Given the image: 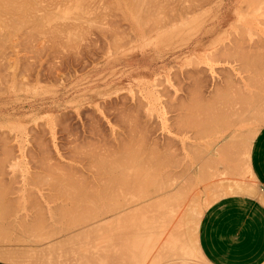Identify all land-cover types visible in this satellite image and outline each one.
I'll return each mask as SVG.
<instances>
[{
	"label": "bare ground",
	"instance_id": "obj_1",
	"mask_svg": "<svg viewBox=\"0 0 264 264\" xmlns=\"http://www.w3.org/2000/svg\"><path fill=\"white\" fill-rule=\"evenodd\" d=\"M4 1V2H3ZM47 2L48 0H42L40 3H43V2ZM52 1V0H51ZM55 1V0H54ZM54 1H52V2H54ZM62 1V0H58V5L60 6V7H65L64 5L65 4H68L67 2H69L68 0H63V1H65L64 3H63V1H62V3H60V2ZM73 1V3H70L69 4V9H70V5H74V8L76 7V8H79V10H77V11H75V12H80L81 10V8L79 7V5H77V4H81L80 2L79 3H77L76 5L74 4V3H76V2H78V0L76 1V0H72ZM81 2H82V0H80ZM86 1H89V0H85L84 1V3H87ZM99 1V0H98ZM97 1V2H98ZM109 1V0H108ZM116 1V0H115ZM124 1V3H125V5H126V2H127V4H129L130 3V5H126L128 8H131V13H134V14H132V18L130 17V20L131 19H133V16H134V20H135V16L137 17L136 18V21H134V23H133V20L132 21H128V23L125 21L126 19H124L123 17V19L121 18V21H119V19L118 18H120L122 15H118L117 17H116V15L118 14V11L116 10V12H117V14L115 15V14H113V17H116L117 19H118V21H115V22H113L114 21V19H112L113 21H111V19L109 20V18H106V19H108V22H106V23H108L106 26H108V27H105L106 28V30L107 31H109V30H111L110 31V33L108 34V32L106 31H104V33H102L103 32V30L105 29L103 26H105V24L103 25L102 24V22L104 21H107L103 16H106V15H99L101 18H104L105 20H103L102 22L100 21V23H101V27L99 28L98 27V25L99 24H95L96 26H92V24H91V22L89 23V24H87V25H90L91 24V26L94 28V27H96V29L97 28H99L100 29V31H102L101 33L99 32V30H95V28L93 29L92 27V29H93V31H96V33L98 32L100 35H101V38L102 37H104L102 40H104L103 42L105 43V45H107L106 47H103L104 46V44H103V42H102V44H103V46H102V44H101V46H99V47H101L100 49H102V48H104V49H102L101 51H99V53H97V54H95V53H92V52H97V50L96 49H98L99 47L98 46H95V43H91V45H89L88 46V48H90V50H96V51H92V52H89V50H87L88 48H86L87 46V42H89V40H90V38H89V40L88 39H85V38H88V36H86V35H89L91 32H92V30H91V32H90V30L88 31L87 29H82L81 28V31L80 32H82L83 30H87V33H85L84 32V34H86L85 35V38H83V36H78L80 33H76V35H72V33L75 31L74 30V28H78V26L79 25H81V24H79V20H76L77 22L76 23H73V17L71 18L72 20L71 21H68V23L70 24H72V25H74V24H76L75 26H72V27H74V28H72L71 26H69L68 25V23H67V19H66V21H65V24L67 23V25H64V22H62V20L64 21V18H63V16H61L62 14H60L59 12H61V11H59V10H57V13H59L58 15H60L61 17H62V19H60L61 17L59 16V18L57 17V13H56V9L57 8H60L56 3L53 5V7H54V9H52L53 7H52V2H50V0H49V2L48 3H52V4H50L51 6H49V4H45L44 3V5L42 4V7H40V6H35L34 5V3H36V5H40V3L38 2V0H0V8H2V9H0V14L2 13V14H4L3 16L5 17V12H6V18H8L7 19V21H9L10 20V23H8L7 21H6V19L4 18L3 19V16L2 15H0V16H2L1 17V21L2 20H5V22L8 24V25H10L11 27H12V25H14L15 26V22H16V20L15 19H18V20H21L22 21V25H24V26H29L30 28H26V30L28 29V31H30L29 29H31L32 28V32L31 33H33V35L35 36V35H37L36 33L38 32V34L40 33L41 34V36H35L34 37V40L36 41H34L33 40V36H30L29 38H31L33 41L32 42H34V43H38V40H41L42 42H43V40L40 38V37H43V36H45V35H49V31H51L50 32V34L52 35L53 34V36H50L49 35V38L46 36V37H44V39H45V44L46 43H49L51 40V38L53 39V38H56L54 41L55 42H50V44H46L47 45V48H48V45H49V48H48V50H51V51H48V52H50V53H48L47 51H46V53H48L49 55H53V56H56V57H53V61H52V58H51V60H48V62H47V60L46 59H50V57L48 58V56H46L47 54H45L44 53V46H46V45H41V46H43L42 48H43V50H41L42 48H36L37 49V51H38V53H35L34 52V49L33 48H30V52H25L26 50H24V54L25 53H28V54H31V52L32 53H35V54H38V56H39V54H41L42 55V51H43V53L45 54L44 56H46V58L45 57H43V55H42V57L44 58V60H46L45 62H47V63H49L48 65H47V63H44V67L46 68V70H47V68H48V71L49 72H52L51 71V69L55 66V65H52L53 63H54V61L55 60H58V59H55V58H57V56H60L59 54H61L64 50V45H65V47L67 48V42H66V39L68 40V42H69V40L71 39V38H73V37H81V38H79L80 39V41H86V40H88V41H86V42H84L83 41V44L84 45H82V42L80 43L79 42V39H78V37H77V39H76V37H75V40L76 41H78L82 46H86L85 47V50L86 51H84V52H86V54H88V55H86L87 56V59L88 60H91V59H89V58H91L92 56L90 55V53L91 54H93V56L95 55H97V57L98 58H96V57H92V60L91 61H86V63H89L90 62V64H89V66H88V64H87V66H88V69L87 70H84L83 72H81L80 74H75L74 72H70V75H71V73H74V74H72V76H69V78H68V76L67 75H65L66 76V79H65V76L64 77H61V80L59 81L60 83H59V85H57V87H56V89L54 90V92L52 93L53 94V96L55 97V98H51V97H53V96H51V97H46V95H45V92L42 90V89H39V83H40V80H43L44 81V79H40V78H44V76H43V74H45V73H43L44 72V70H43V74H40V72L38 71L39 69V67L36 69V67H35V69H36V72H33V70L34 69H32L33 67H30V70H29V66L31 65V61L32 60H35V57H38V56H35V54H31V55H27L26 54V56H31V57H33V58H28L27 57V59H30V62H24V65H25V63H27V65H29L28 66V70L27 71H29V72H26V70L24 71V72H21L22 70H23V68H16V70H17V72L15 71V73H17V74H14L13 72L14 71H12V73L14 74V75H16V76H14L15 78L13 79L12 78V76H11V78L13 79V81H12V83H16V81H18V77L20 76L19 74H21L22 73V76L23 75H25V72H26V75H27V73L28 74H30V72L32 71L33 73H31L30 75H27V77H25V79L24 80H27V78H29V76H30V79H32L31 78V76L33 77V74H34V79H33V83H35V85H37L36 86V88L34 89V91H33V93H32V95H30L31 96V98L30 99H28L27 97H25V96H23V98H26L27 100H25V101H27V102H32V103H34V102H36L37 100H40L42 103L44 102V104L46 105L45 106V108L43 109V110H49L51 113H53V114H55L56 116H54L55 118L56 117H58L59 119H60V117L62 118V117H65L67 114H68V112H70L71 110H73V108H75V110H76V113L77 114H80V113H78L79 111L78 110H81V106H82V109L84 108L83 107V105H85V107H86V105H89V106H91L92 108H93V110H94V108L98 111V106H99V103L101 102V100L102 101H111L112 99H111V96L112 95H116V97H119V95L120 94H122V93H120V94H118L119 93V91H121V89H123L122 88V85L125 83V82H128V83H130L131 81H132V78L135 76V75H142V76H144V78H148V77H157V76H159V75H161V74H164V75H166L165 73H167L164 69H167V68H169V66H172L173 64H175V63H177V62H179V61H181V59H183L184 57H188V56H192V55H196V54H199V55H201V56H205V55H214V56H218V57H222V58H224V61L222 62V63H220L219 65H222L221 66V70H219V71H217V73H216V71H215V75H213V73H211L212 72V70H210L208 73L210 74V83L207 81V78L205 79V74L207 73V72H205V71H203V70H201V69H195V70H192V71H185V72H181V74L183 75V80H182V84L184 85L185 83V85L184 86H181L180 84V87L175 91V102L177 103H174V95H172L173 96V98H172V103H170V105H169V102H168V104L167 105H169V109L170 110H172V107H174L175 105H177V107L179 106V108H176V107H174V109L176 110H174L173 109V111H175V113L173 112H171L169 109H168V111L169 112H171L172 113V115L173 116H171V117H173V119L174 120H180V119H182L183 121H184V118H186L187 119V117L189 116H191L190 118L193 120V119H196L194 122H195V124L194 125H191V126H195V127H197V129H195V131H194V133H193V131H191V133L188 135V132H190V130L192 129V127H191V129H186L188 132H186L185 131V133H187V135L188 136H190V138H191V142H192V140L193 139H196V133H197V138H199V139H197V140H200L201 138L203 139V140H201V141H198L197 142V144L198 145H200L199 147H201V148H199V147H195V143H196V141L193 143H187L188 141L186 140V139H188L187 137L188 136H185L184 134V138H186L185 140H186V142L184 143V141L182 142V140L180 141V139H179V141L181 142H179V141H176V142H178V143H180L179 144V146H176L175 144H176V142H175V140H173L172 138L171 139H169V137H168V139H167V141L168 142H166V141H164V143H163V141L161 142V139H159L160 137V135H154V130H156V129H153V128H156V127H152L151 126V124H152V122L151 121H148V122H151V124H145L146 122H147V120H146V122L145 121H143L142 119H140V116H133L132 115V113H133V109H131V110H133L132 111V113H130L129 111H127L125 108H128V107H124L123 106V103L122 102H120V104L122 103V106H121V108L123 109V111H120V109L117 111V114H115L116 116H117V118H118V120H119V122H120V124H122L121 126H122V128H121V131L124 129L125 130V132H124V134H123V132H121L122 133V135H124L125 136V134H127V136L129 135V138L127 137V136H125V138H122L123 139V141L126 139V137H127V139L125 140V142H121L120 144L119 143H117V142H120V141H117L116 142V144H114L115 143V141L114 140H116V138H118V136H119V138H120V136H122L121 134H120V132H117V134H113V136L114 135H118L115 139L114 138H112V140H107L108 139V137H106L105 139H104V135H100V136H102V138L100 137V136H98L99 137V139H100V141L101 140H105V142H106V140H107V142L109 143V146H108V143L106 142V144L107 145H101V144H104V143H102V142H100L99 144L102 146V148H103V150H105V152H106V150L107 151H110L109 153H108V155L110 156V154H111V151L113 152L112 154H113V156L110 158L109 157V159H108V157H106V156H108L107 154H106V156H105V154H103L102 155V148L100 149V145L99 144H95V143H97L99 140L97 139V141H96V139H93V140H95L94 141V145H92L93 144V140L91 141V145L92 146H90V144H89V142H86V141H84V139L82 140V139H77L78 138V136L77 135H75V136H77L76 137V139L78 140L77 142H80V141H84V145H83V143H82V145L83 146H74V142H76V140L74 141L72 138L71 139H68L67 138V140H69V142L71 143L72 141H74V142H72L73 143V146H72V148H70L71 146H68L71 150H73V153H71L70 155L72 156V159L74 160V158H77V157H79V160H81V158H83L82 160L84 161V160H86V161H84L85 163L84 164H86L85 165V168H86V166H87V169H88V171H87V173L90 171V170H92V168H94V167H92V166H90V167H88V165H90L91 163V165H93V163L95 164V163H99L100 165H96V166H101V168L103 169V171L101 170V168L99 167V169H100V171H102V172H104L103 173V175L105 176V178H103L102 177V180H100L99 182H97L96 180L97 179H95L94 180V176H95V178H98L97 176H96V174H95V172H93L95 169H97L96 168V166H95V168H94V170L93 171H91L90 172V176H92V180L93 181H95V183H97V185H98V183H99V188L97 187V185L95 184V183H93L92 184V182H90L89 183V181L91 180H88L87 179V177L86 176H88V174H86V172L84 173H80V172H82V171H79L80 169H76V171L78 172V174L80 173V174H82V176H84V180L82 179V176H81V184H82V182L84 183V182H86L87 180H88V182H87V184H88V186H89V184L90 185H94V186H90L91 187V190H89V188L90 187H88V189H86L87 187L85 186V185H81V187L80 186H76L75 184L77 183L76 181H74L75 179H79V177H77L76 178V174H77V172L74 170V172L76 173H74L73 172V175H75V178H74V176H72V173L70 172V169L71 168H68L69 169V171H67L66 170V173L69 175H67V174H65V176L67 175V177H69V179H67V183H66V179L65 178H67V177H65V178H63L62 177V172L61 171H59L61 168H59V166H57L58 164H59V162H60V160H59V162H56L55 163V161H56V159L54 160V165L55 166H53V161H52V166L53 167H56L55 169L50 165L51 163H50V160H49V163H47V161H46V164L44 163L45 162V160H48V158H45L47 155H49L48 153L47 154H45L46 153V151L48 150L49 151V147L48 148H46V143H44L45 142V140L43 141V139H41V136L39 137V135H40V133H39V135L36 133V132H34V133H36V138L35 137H33V139L32 140H34V138H35V140H34V142H32L34 145V147L36 148V151L35 152H39L38 154L40 155L39 157H37V156H35V158L34 159H36V158H38L39 160L43 157V158H45V159H43L42 158V161L40 160H38L39 161V164H41L39 167L41 168L40 170L42 171V169L43 168H45V170L44 171H42V172H40L39 174H41L42 173V175L44 174V173H50V174H52V173H54V174H56L57 176H58V172H61V173H59V175H60V177L58 176H53V174H52V177L54 178V177H56V178H60V180H63L65 183H61L59 180H57L56 178L53 180V178L50 176L49 177V175L46 173V178L44 177V175L42 176L41 175V178H40V175L39 174H37V175H39L38 177H36V173H34L35 171L38 173V171H37V166L39 165V164H37L36 163V161H35V163L33 164L34 166H36L35 168H34V172H33V175L32 176H34L33 178L35 179V177L36 178H39V179H35V180H33V182H35V181H37L36 183L38 184L39 182L38 181H44V182H46V179L48 180V182L50 183L51 182V180H53V181H55V182H53V183H56V180H57V184H55L56 186H54L53 187V185H52V187L51 188H57L58 186L62 189V187H65V186H63V185H66V187L68 186L69 187V189H70V187H73V186H76L75 188H74V190L76 189L77 191H78V189H80V188H82L81 189V193H80V191L78 192V193H80V194H78L77 193V191H75L74 192V190L72 191L71 190V192H74V193H76L74 196H76L77 194V196H76V198H75V200H73L74 202H72L73 204H71V202H70V206H71V208L69 207V205L67 206L66 204L67 203H69V202H67L65 205L67 206V207H69V208H67V207H65V205H64V201L65 200H72L71 199V196H72V198L74 197L73 195H70L71 193H70V190L69 191H66L67 190V188H66V190H60V191H62L63 193H64V195H67L68 193L67 192H69V194L67 195L68 196V199L66 198V199H63V196H61V198L64 200L63 202L62 201H60L61 203H63V204H60V202H59V206L58 207H54V205H53V207L51 206H49V205H52V203L50 204V199H48L49 200V205L47 206V204H46V202H44V204L42 203V205H36L35 204V208L32 206V204L34 203V198H36V197H38V195H39V193H38V195H36L37 193H31V198H30V194L28 195L29 196V198L30 199H33V201H31L30 199V202H31V205H30V202L28 203L29 205L28 206H32L33 207V212H34V209L36 210V208H37V211L35 212V214H39L40 216L38 217V214H37V217H38V219L41 217L43 220H44V218H49V216H50V220L52 221V218L54 219V218H56V217H58V215H61V216H59L58 218L60 219L61 217V219L59 220V219H54L55 220V222H56V220H57V222H56V226H55V228H54V226H53V224L51 225V222H49V219H46V220H44L45 221V223H47L48 224V226H44V221H42L41 220V218L39 219L40 221L39 222H36L35 220H38L37 219V217H36V215H35V220H33L34 219V217H33V221L32 220H29V218H31L32 216L30 215V217H29V215H28V217H26V216H23V214L25 213H23L22 215H21V213L20 212H23L22 210L19 212V210L23 207H21V205H20V203L21 202H19V200H20V198H19V200L18 199H15V197H5V199L7 198V199H11L10 201L9 200H7V201H9V202H7V201H4V196H7V195H9V193L8 192H10V190H9V188H7L6 189V185L4 184V181L3 180H5V179H3L2 180V178L4 177V175H5V177H6V172H5V170H7L8 168V164L6 163V162H8L4 157V159L6 160H4V163H6L5 165L7 166H5L7 169H2V170H4V172H2V174H3V177L0 175V189H2L3 188V186H5L4 188L6 189H4L3 188V190H0L1 192H0V219L2 220H0V258H1V260L3 259V260H6V261H9V262H11V264L12 263H14V264H17V263H22L23 264V262L25 263V264H28V262H27V260H29L28 258H30V257H33V256H35V257H33L32 259L34 260H32L31 258H30V262H31V264H33L35 261V263L36 264H39V263H41V262H43L44 261V264H45V262H46V264H127V263H125V261L126 262H128L129 264H140V262H141V264L145 261V260H143V259H146V258H148V259H150V263L149 264H158V263H160V262H162L163 260H165V259H167V258H184L186 261L187 260H193V261H198L199 262V260H201V258H200V254H199V252H198V248H197V245H196V242H195V238H194V244H195V249H192L190 246H189V244H188V242H187V240L185 241L182 237H183V235L184 234H182V236H179L181 233H179V235L177 234V232H179L178 230H176V228H174V227H172V226H170V227H168V229L167 230H169V228H174L173 229V231L169 234L168 233V235L165 237V239H164V241H162L161 240V238L159 237V236H155V235H159V234H161V233H163L164 231V228H161L162 227V223H163V221L165 220V219H167L168 217L167 216H165V214H166V212H165V209H168V208H166L167 207V205L168 204H170V207H171V210H172V206L173 205H175V206H178V205H180L181 203L179 202V204L178 205H176L175 204V202H174V204H172V202L175 200V198H176V200L178 199V198H180V197H177L178 196V193L179 192H181L182 190H183V188L182 189H180V187H181V185L178 187V185H174V184H170V183H172V179L171 178H175L176 177V175L179 173H176L175 174V172H177L176 171V169H178L179 168V170H180V167H181V164H182V162H181V160H183V157H184V155L186 154V156H187V152H188V156L187 157H190V155H191V160L192 159H195V161L196 162H198V161H202V164L201 165H197V166H199V167H201V168H199V167H197V168H199V169H201V171L202 170H212L213 171V169L215 168V167H217L216 165L218 164V161H219V156H217V159H216V161L217 162H215L214 164H216V165H214L213 166V161L212 160H214V157L212 158V156H210L209 154V152H207V157H206V153H204L205 152V148H206V146H207V148L208 147H210L209 145L211 144L212 146H213V144H215V143H213V141L215 142V141H219L218 139H216L217 137L216 136H213V137H215V140H214V138H212L211 136L212 135H214V134H212L211 135V133H214V132H218V131H221V133H222V131L225 129H227V128H229V127H232V129H233V126L235 127L236 125H238V124H240V122H242L243 120H245V121H243L244 123L246 122V120H247V118H250V116L252 115V114H250V113H252V112H254L253 113V115H252V117L254 118V122H261V121H263L264 120V94H263V92H264V90L261 88V87H263L264 88V41H263V37L261 38V37H258V38H256V36H255V34L257 33H255V31L252 29V31H254L253 33L251 32V30H248V29H246V28H243L242 26H247V27H252V28H262V30L264 29V0H171V3H170V1H168V0H161V2H158L157 0H146V1H142L141 0V2H138L137 0V3H135V0H133V2H132V0H131V2L129 1V0H127L126 2H125V0H123ZM140 1V0H139ZM239 1V2H238ZM1 2H2V4H1ZM70 2H71V0H70ZM94 1L92 0V2L90 1L89 3H93ZM101 2H102V0H101ZM104 2H105V4H106V2H107V0H104ZM143 2H144V4H143ZM173 2V3H172ZM239 4H238V3ZM108 3V2H107ZM133 3H135V4H137V6H138V4L140 3V4H143L142 6L139 4V6H141V7H137V6H135L134 5V8L132 7V5H133ZM236 3H237V6H238V8L234 11L233 9H234V6L236 5ZM62 4V5H61ZM64 4V5H63ZM100 4V3H99ZM102 4V3H101ZM104 4V5H105ZM57 5V6H56ZM82 5H83V3L80 5L81 7H82ZM85 5V4H84ZM87 6H89L90 4H86ZM96 5V4H95ZM94 5V6H95ZM98 5V4H97ZM103 4H102V6H104ZM108 4H106L105 6H107ZM110 6H111V8H112V6H114L115 7V5L113 4V5H111V3L109 4ZM108 5V6H109ZM68 5H66V7H67ZM93 6V7H94ZM108 6H107V9H108ZM109 6V7H110ZM130 6V7H129ZM208 6H210L208 9H205V7L207 8ZM5 9H4V8ZM40 7V9L39 10H35V8L37 9V8H39ZM49 7V8H48ZM63 7L62 8H60L61 10L63 9ZM72 7V6H71ZM85 7V6H84ZM98 7H100L99 5L96 7V8H98ZM127 7H125V9H124V11L127 9ZM67 8V12H69V9ZM86 9H88V7H85ZM92 7L90 6V8H89V10L91 9ZM111 8H109V9H111ZM50 9H52L51 11H52V14H55L56 13V17L58 18L57 19V21L60 19L61 21H58L60 24L61 23H63L62 24V26H57L58 25V22L57 21H55V23H57L56 25H54L52 22H54V20L56 19V17L55 16H53L52 14H51V11H50ZM66 9V8H65ZM71 9H73V8H71ZM70 9V10H71ZM82 9H83V7H82ZM100 9V8H99ZM102 9V8H101ZM113 9V8H112ZM119 9V8H118ZM5 12H4V11ZM48 10H49V12H48ZM53 10H55V12L53 11ZM75 10V9H74ZM74 10L72 11V12H74ZM84 10V9H83ZM89 10H88V13H86L87 15H91L90 13H89ZM93 10V9H92ZM94 10H97V9H94ZM104 10V9H103ZM102 10V11H103ZM128 10V9H127ZM213 10H217V12H216V14H214L213 16L211 15V12L213 11ZM36 11L37 12H39V13H36ZM59 11V12H58ZM85 11H87V10H85ZM104 11H106V12H108V11H110V10H104ZM103 11V12H104ZM120 11V10H119ZM130 11V10H129ZM128 11V12H129ZM206 11V12H205ZM231 11V12H230ZM4 12V13H3ZM54 12V13H53ZM63 13H64V11H62ZM74 12V13H75ZM79 12H78V14H79ZM90 12H92V11H90ZM94 12V13H93ZM92 13V16L91 17H93L94 15H95V11H93ZM101 13V11L99 10L97 13ZM122 12V11H121ZM7 13H10V14H7ZM81 13H82V11H81ZM83 13H84V11H83ZM113 13V12H112ZM130 13V12H129ZM51 15V17H52V19H51V17H50V15ZM66 14V13H65ZM70 14H71V11H70ZM70 14H67L68 16L70 15ZM76 14V13H75ZM74 14V15H75ZM123 14H125V13H123ZM72 15V14H71ZM74 15H72V16H74ZM110 15H111V17H112V14L110 13ZM110 15H108V16H110ZM115 15V16H114ZM9 16H11L10 18L12 19H10L9 18ZM13 16V17H12ZM14 16L16 17H19V18H14ZM95 16H97V14L95 15ZM130 16H131V14H130ZM53 17H55V19L53 18ZM67 17V16H66ZM71 17V16H70ZM75 17V16H74ZM79 17V16H78ZM81 17H83V16H81ZM80 17V18H81ZM90 17V18H91ZM100 17H98V19H100L101 20V18ZM107 17V16H106ZM231 17H234V20L231 22V24L229 25L230 26V28H233L234 29V31H235V28L237 29V27L236 26H238V28L240 29V27L239 26H241L243 29H245V30H248V34H247V36L249 35L250 36V33H249V31L252 33V35L251 36H253L254 35V37L255 38H252L251 36V38L250 39H248L247 38V40H245V38L243 39V38H240V39H238L236 36L238 35V34H240V32L237 34L236 32H235V34H237L236 36H235V39H231L232 38V36H230L229 34H231L232 32V30H228L227 32H228V34L226 33V31L225 30H221L222 29V27H224L225 26V24H227V22H228V19H230ZM49 18H50V20H53V21H51L50 22V20H49ZM68 18V17H67ZM88 18V17H87ZM96 18V17H95ZM13 19L15 20L14 22H13ZM76 19H77V16H76ZM116 19V20H117ZM138 19V20H137ZM95 21H96V23H99V21L98 20H96V19H94ZM12 21V22H11ZM21 21H19V25H17L16 24V26H15V28L16 29H12V30H16L15 32L13 31V32H9L8 30L7 31H4L3 32V34L4 33H6V32H9V33H13L15 36L17 35V31H18V33L20 32V34H22V35H20V37L22 36H25L26 37V34H25V32H23L24 31V28H22L23 26L21 25V27H20V23H21ZM79 21V22H78ZM85 21V20H84ZM92 21V20H91ZM94 21V22H95ZM98 21V22H97ZM111 21V23L113 22V24H115V25H112L111 23V25L109 24V22ZM124 21L126 22V24H122V23H124ZM140 22V26H142L143 27V29L141 30V29H139V28H141V27H139V26H137V25H139L138 23H136V22ZM3 22V24L6 26V23L4 22V21H2ZM2 22H0V25L2 26ZM75 22V21H74ZM83 21H81V23H82ZM93 21H92V23H94ZM116 22L117 23H119V25H123L124 26V28H123V26H122V28L120 29V27H119V25L118 24H116ZM120 22H121V24H120ZM15 23V24H14ZM24 23V24H23ZM49 23H52V24H50L51 25V27H50V25H48ZM78 23V24H77ZM88 23V22H87ZM51 28V30H49V28L47 27V25ZM84 24V23H83ZM30 25H32V26H30ZM42 26V25H46V27L45 26H43L44 28H40V29H44L43 31L42 30H38L37 28H39L38 26ZM54 27H53V26ZM65 26V28H64V26ZM85 25H86V23H85ZM1 26H0V29H1ZM17 26H18V28L20 27L22 30H17L18 28H17ZM35 26V28H36V30H35V28H34V31H33V27ZM57 28H61V27H63V28H61L60 30H57L56 29V27ZM66 26H69V27H66ZM111 26H113V28H110L109 30H108V28L109 27H111ZM117 27V29H118V27H119V29L118 30H115L114 31V33H115V35L113 34V37H112V39H111V41L109 42L108 41V39H105V37H106V35H105V33H107L108 35H111L112 33H113V31L112 30H114V28L115 27ZM126 26H128L127 27V29H126ZM11 27H6V28H10L11 29ZM52 27L54 28V30L52 29ZM70 27L73 29V32L71 33V35H72V37L70 38V34L68 33V31L70 32ZM81 27H83L82 25H81ZM88 27V26H87ZM235 27V28H234ZM2 28H3V26H2ZM68 30H67V29ZM79 28H80V26H79ZM85 28H86V26H85ZM5 29V28H4ZM46 29H48L49 31L47 32V30ZM64 29L65 30H67V33H66V31H64ZM88 29H90V27L88 28ZM116 29V28H115ZM126 29V30H125ZM6 30V29H5ZM12 30H10V31H12ZM62 30V31H61ZM77 30V31H78ZM242 30V29H241ZM260 30V29H259ZM3 31V30H2ZM37 31V32H36ZM57 31V32H56ZM76 31V32H77ZM78 31V32H79ZM233 31V32H234ZM243 31V30H242ZM42 32H46V33H42ZM56 32V33H55ZM62 32H64L65 33V36H66V38L64 39V33H62ZM90 32V33H89ZM112 32V33H111ZM231 32V33H230ZM244 32V31H243ZM242 32V33H243ZM262 31H260V33H261ZM26 33H28L27 34V36H29V35H32V34H30V32H26ZM57 35L58 33V36L56 37V35ZM60 33H62V34H60ZM97 33V34H98ZM215 33H217L216 35V38H212L211 39V36L213 35V34H215ZM242 33L240 34V35H242ZM246 33V32H245ZM2 34V37H5V35H3ZM23 34H25V35H23ZM43 34H45V35H43ZM69 36V38H67L68 36ZM74 34H75V32H74ZM78 34V35H77ZM92 34V33H91ZM90 34V35H91ZM103 34L105 35V36H103ZM234 34V33H233ZM234 34V35H235ZM262 34V33H261ZM1 35V34H0ZM9 34H7V36H6V40L8 41L9 39H7V37H9L8 36ZM14 35L12 36V37H10V39H11V41H13V37H14ZM60 35H62V36H64L63 38H62V36L60 37ZM89 35V36H90ZM100 35H98L99 37H100ZM107 35V36H108ZM231 37V38H229V36ZM232 35V34H231ZM244 35V34H243ZM242 35V36H243ZM19 36V34L17 35V39L19 38V39H21L20 37H18ZM214 36V35H213ZM244 36H246V34L244 35ZM246 36V37H247ZM260 36V35H259ZM40 38V39H37V38ZM59 37V38H58ZM110 37V36H109ZM109 37H107V38H109ZM124 37H125V40H124ZM49 39V41H48V39ZM83 38V39H82ZM5 39V38H4ZM4 39H2L1 40V36H0V40L1 41H4ZM26 40H28V42H25V41H23L22 42V45L23 44H25L26 45V43L28 44L27 46L28 47H30V45H29V42H31V39H28L27 37L25 38ZM47 39V40H46ZM60 39H63L62 41L60 40ZM110 39V38H109ZM21 40H24V39H21ZM30 40V41H29ZM65 40V41H64ZM91 40H94V39H91ZM6 41V42H7ZM59 42V41H61V45L59 46L60 48H63L62 49V51L59 49V51H61V52H59L57 49V46H55L56 44H54V43H56V42ZM72 41H74V39H72ZM71 40H70V44H68V48L70 47L71 49H72V46H74L73 45V43H75V46H74V48H76V45L77 46H79L80 47V49H79V51H78V54H80V56H82L81 54V50H82V52H83V48L84 47H82L81 48V46L80 45H78L79 43L77 42L76 43V41H74L73 43H71L72 42ZM94 41H96V40H94ZM94 41H92V42H94ZM108 41V42H107ZM5 42V41H4ZM3 42V43H4ZM16 42V41H15ZM30 43L31 45L33 44V43ZM42 42H40V43H42ZM57 42V43H58ZM66 42V44H64ZM98 42V41H97ZM44 43V42H43ZM58 43V44H59ZM63 43V44H62ZM5 44H7V43H5ZM11 45H13L12 43H10ZM51 44H53L52 46H51ZM57 44V45H58ZM89 44H90V42H89ZM16 45H18L17 43H16ZM95 47H94V46ZM97 45V44H96ZM14 46H15V44H14ZM19 46V45H18ZM20 46H21V44H20ZM53 46H55L54 48H55V51L57 50L58 52L57 53H59V54H57L55 51V53L53 52V48H51V47H53ZM63 46V47H62ZM93 48H96V49H93ZM0 47H2L1 46V44H0ZM32 47V46H31ZM78 47V48H79ZM147 47V48H146ZM7 48V47H6ZM5 48V49H6ZM14 48H16V46L14 47ZM14 48H11V49H13L14 50ZM67 48V49H68ZM69 48V49H70ZM70 49V50H68L70 53H71V51H72V55L70 54V56H72V58H74V60H72V58L71 57H69L70 59H71V61H75V62H71L70 60H68L67 59V57H68V55H64V53L66 54V53H68V51L67 52H63L61 55H64L65 57H66V59L68 60V61H70L71 63H75V64H77L78 62L81 64L82 62L80 61V60H78L79 59V55L77 54V50L76 49ZM77 48V49H78ZM92 48V49H91ZM5 49H3L5 52H6V50ZM8 49V48H7ZM33 49V50H32ZM35 49V50H36ZM40 49V50H39ZM53 49V50H52ZM100 49H98V50H100ZM16 50L18 51V47L16 48ZM15 50V51H16ZM47 50V49H46ZM74 50H76L75 51V54H73L74 53ZM147 50H149V51H147ZM11 52H12V50H10ZM20 51V50H19ZM36 51V52H37ZM40 51V52H39ZM66 51V50H65ZM3 52V51H2ZM21 52V51H20ZM100 52H101V55H100ZM4 53V52H3ZM3 53H1L0 52V54L1 55H3V56H0V58L1 57H4V54ZM17 52H15V54H16ZM52 53H54V54H52ZM138 53H140L138 56L140 57V59L139 60H141V62L143 63V64H145L146 66L148 65V66H151L152 64H156L157 63V60H159V63H161V65H159V66H154V67H157V68H155V69H153V70H150V69H145V68H143V69H134V70H130L129 72H127L128 74H126L123 70H121V68H120V65H122V64H127V66H130L131 67V65L132 64H130V62L131 61H133V60H136V59H134V56H136V54H138ZM5 54H10L9 55V57L11 56V54H12V56H16V55H14V52L13 53H5ZM21 55V57H22V61L23 60H25V58L23 59V54H22V52L20 53ZM57 54V55H56ZM84 54V53H83ZM177 54V55H176ZM17 55L19 56V54L17 53ZM34 55V56H33ZM41 55L38 57V61L39 60H41L40 58H41ZM77 55V58L78 59H76V57L75 56ZM99 55V56H98ZM20 56L18 57L19 59H15L14 57L12 58L11 57V60L13 61V59H15V60H17V62L19 61V60H21V58H20ZM25 55H24V57H26ZM74 56V57H73ZM79 56V57H78ZM88 56H89V58H88ZM9 57H7L6 59H2V60H4V62L5 61H7V59L9 58ZM85 57V56H84ZM62 58L63 57H61V60L59 59L58 61V66H60L63 62L62 61H64V60H62ZM81 58V57H80ZM193 58H194V56H193ZM26 59V60H27ZM32 59V60H31ZM63 59H65V58H63ZM76 59V60H75ZM83 59V58H82ZM81 59V60H82ZM86 59V60H87ZM232 59H234V60H232ZM43 59L41 60V62H40V64L39 65H41V67L40 68H42L43 69V62L42 61H44ZM67 60H65L66 62H67ZM11 61V62H12ZM38 61H32L33 62V65L35 66V64H37V63H35V62H38ZM50 61V62H49ZM51 61L53 62V63H51ZM78 61V62H77ZM230 61V62H229ZM61 62V63H60ZM69 62V63H70ZM77 62V63H76ZM84 62H85V60L83 61V63L82 64H84ZM136 62V61H135ZM195 64H196V62L195 61H193ZM1 63H2V61L0 62V65H1ZM29 63V64H28ZM35 63V64H34ZM42 63V64H41ZM51 63V64H50ZM59 63H60V65H59ZM65 63V62H64ZM68 63V62H67ZM67 63H65V64H67ZM68 63V64H69ZM86 63L84 64L85 66H86ZM173 63V64H172ZM198 63V62H197ZM200 63V62H199ZM2 64H9L8 63V61L7 62H5V63H2ZM64 64V65H65ZM136 65H137V63H135ZM142 64V65H143ZM195 64H192L191 63V65H194L195 66ZM5 65V66H6ZM14 65V62L10 65V69H7V68H9L8 66L7 67H5L4 66V68L5 69H7V70H10V72H11V70L13 69L11 66H13ZM27 65H25L26 66V68H27ZM32 65V66H33ZM38 65V64H37ZM36 65V66H37ZM51 65V66H50ZM196 65H199V64H196ZM2 66V65H1ZM47 66V67H46ZM49 66V67H48ZM53 66V67H52ZM67 66V65H66ZM81 66V65H80ZM85 66H84V68H85ZM176 66V65H175ZM188 66V65H187ZM3 67V66H2ZM17 67V66H16ZM50 67H52L51 69H50ZM57 67V66H56ZM64 67V66H63ZM76 67H78V66H76ZM81 67H83V65L81 66ZM219 67V66H218ZM12 68V69H11ZM73 68V67H72ZM175 69H176V67H174ZM182 68V67H181ZM220 68V67H219ZM21 70L20 72H18V70ZM32 69V70H31ZM42 69H40V71L42 70ZM50 69V70H49ZM61 69H62V65H61ZM68 69H69V67H68ZM70 69H71V67H70ZM78 69V68H77ZM173 68L171 67V70H172ZM54 70H55V68H54ZM53 70V71H54ZM60 70V69H59ZM66 70V69H65ZM80 70H82V68L80 69ZM128 70V69H127ZM241 70H242V72H245V71H250V72H248V73H250V76H249V78H247V75H246V77H244V76H242V77H240L242 74V72H241ZM245 70V71H244ZM173 71V70H172ZM238 71V72H237ZM7 72V71H6ZM48 72V73H49ZM78 72V71H77ZM176 72V74H178V72L177 71H175ZM174 72V73H175ZM240 72V73H239ZM12 73H10V75H12ZM47 73V74H48ZM54 73H56V71L54 72ZM58 74V73H57ZM56 74V75H57ZM67 74H69V73H67ZM238 74H241L240 76L238 75ZM244 75H245V73H243ZM1 75V74H0ZM10 75H9V77H10ZM25 75V76H26ZM40 75L42 76V77H40ZM51 75V74H50ZM49 75V76H50ZM18 76V77H17ZM51 76H53V73H52V75ZM55 76V75H54ZM209 76V75H208ZM2 77H3V79H2ZM5 76H3V75H1V77H0V80L2 81L1 83L3 84H5V85H7L6 84V82H3V81H5V79H8L7 80V83H8V81H9V77H7V78H4ZM46 77H47V75H46ZM22 78V77H21ZM48 78V77H47ZM54 78V77H53ZM57 78H58V76H57ZM57 78H56V80H54L55 82L57 81ZM62 78H64V79H62ZM68 78V79H67ZM244 78V79H243ZM11 79V80H12ZM16 79V80H15ZM20 79V78H19ZM30 79H28V81L30 80ZM46 79V78H45ZM55 79V78H54ZM52 80V79H51ZM20 81H21V79H20ZM27 81V82H28ZM53 80H52V82H54ZM22 82L23 81H21V83L20 82H17L18 84L20 83V84H22ZM26 82V83H27ZM31 81L29 82V87H31L32 86V83ZM46 82H48V80L46 81ZM184 82V83H183ZM261 82H263V83H261ZM16 83V84H17ZM32 83V84H31ZM49 83V82H48ZM259 83H261V84H259ZM23 84H24V82H23ZM23 84H22V86H23ZM258 84L261 86L262 84H263V86H259L261 89L259 90V88H258ZM1 85V84H0ZM5 85H2V86H5ZM105 85V88H103V89H99V90H96V88L97 87H99L100 88V86H104ZM187 85V86H186ZM257 85V86H256ZM14 86V85H13ZM17 88H16V87ZM14 87L16 88L15 90L17 91V89H19V87L21 88V85H19V86H17V85H15ZM33 86H34V84H33ZM247 86L249 87V86H251V87H249V88H254V90H256V88H258V90H256V91H251L250 90V92L249 91H247ZM253 86V87H252ZM1 87V86H0ZM256 87V88H255ZM2 88V87H1ZM0 88V96L1 95H4V94H7L6 95V98H8V100L12 97L13 98V94L11 93L12 92V90H9V88H8V90H3V89H1ZM33 88V87H32ZM14 90V89H13ZM21 90H25V91H27V88L25 87V84H24V87L23 88H21ZM134 90V89H133ZM262 90V91H261ZM131 91H132V89H131ZM247 91V92H246ZM259 91H261V92H259ZM251 92H255V93H253V94H255V95H253ZM125 93V92H124ZM123 93V94H124ZM262 93V94H261ZM117 94H118V96H117ZM126 94V93H125ZM15 96H17V95H15ZM59 97H61V101L60 102H57L56 100L59 98ZM113 97V96H112ZM115 97V96H114ZM113 97V98H114ZM115 97V98H116ZM125 97V98H124ZM122 96V100H123V98H124V100L126 99V96ZM17 98H19V97H17ZM51 99V100H50ZM120 99V101H122ZM117 100V99H116ZM171 100V99H170ZM169 100V101H170ZM113 101V100H112ZM108 103V102H107ZM110 103V102H109ZM108 103V104H109ZM101 104V103H100ZM104 104V103H103ZM173 104V105H172ZM190 104V105H189ZM117 105H118V103H117ZM172 105V107H170ZM186 105H188V106H186ZM119 106V105H118ZM136 106V105H135ZM190 106V107H189ZM88 107V106H87ZM120 107V106H119ZM124 107V108H123ZM188 107V108H187ZM80 108V109H79ZM89 108V107H88ZM102 108V107H101ZM115 108V107H114ZM113 108V109H114ZM130 108V107H129ZM136 108V107H135ZM138 108V107H137ZM136 108V109H137ZM190 108H191V111L190 112H187L186 110H190ZM116 109H117V107H116ZM116 109H114L115 111H116ZM252 109V110H251ZM185 110V111H184ZM249 110H251L252 112H249L248 114H246L247 115V117H245V115L243 114V113H247L246 111H249ZM127 111V112H126ZM39 112V111H38ZM72 112V111H71ZM100 112V111H99ZM119 112V113H118ZM136 112H138V111H136ZM116 113V112H115ZM131 115H130V114ZM135 113V112H134ZM244 115V117H243V115ZM250 114V115H249ZM89 115V114H88ZM91 115V114H90ZM89 115V117L88 118H91V116ZM135 115V114H134ZM137 115V114H136ZM139 115H140V113H139ZM142 115V114H141ZM249 115V116H248ZM130 116V117H129ZM131 116H133L132 118H131ZM185 116V117H184ZM187 116V117H186ZM243 117V120H242V117ZM127 117H129V120H130V118L132 119V122H130V124L132 125V123H133V125L131 126L130 124H129V122H124V120H127L128 118ZM184 117V118H183ZM189 117H188V119H189ZM195 117V118H194ZM93 118V117H92ZM125 118V119H124ZM127 118V119H126ZM144 118V117H143ZM57 119V118H56ZM55 119V120H56ZM58 119V121H56L57 122V124H59V120ZM124 119V120H123ZM185 119V120H186ZM191 119H190V122H191ZM52 120V119H51ZM93 120V119H92ZM91 120V121H92ZM96 120V119H95ZM242 120V121H241ZM252 120V119H251ZM44 121V120H43ZM54 121V120H53ZM63 121V122H62ZM62 123H65L64 121L65 120H63L62 119ZM90 121V122H91ZM94 121V120H93ZM128 121V120H127ZM173 121V120H172ZM176 121H174V123L176 122ZM188 120H186L185 122H181V121H177V122H181L182 124H185L186 122H187ZM250 120H248L247 122L248 123H250L249 122ZM39 122V121H38ZM42 122V121H41ZM40 122V123H41ZM45 122V121H44ZM43 122V123H44ZM47 122V121H46ZM194 122H191V124H193ZM243 122H242V124L241 125H244L243 124ZM54 123V122H53ZM95 123V122H94ZM126 123L127 124V126H124V124ZM171 123V122H170ZM170 123H169V125H170ZM252 123V122H251ZM56 124V123H55ZM54 124V125H55ZM92 124V123H91ZM128 124L130 125V126H128ZM168 124V123H167ZM172 124H173V122H172ZM187 125H188V123H186ZM245 124H247V123H245ZM256 124V123H255ZM258 124H260V123H258ZM262 124V123H261ZM37 125H38V123H37ZM36 125V126H37ZM42 125L43 124H40V127H42ZM86 125V124H85ZM95 125V124H94ZM93 125V126H94ZM97 125V124H96ZM151 127H149V126ZM168 125V126H169ZM251 125V124H250ZM39 126V125H38ZM88 126H90V124H88ZM88 126H86V127H88ZM92 125H91V127H93ZM118 126H119V124H118ZM178 126H179V124H178ZM256 126V125H255ZM39 127V128H40ZM85 127V126H84ZM91 127H88L87 128V130L86 131H88V133H89V130H90V128ZM120 127V126H119ZM118 127V128H119ZM177 127V126H176ZM181 127V126H180ZM247 127H249V126H247ZM247 127H245V128H247ZM252 127H254V126H252ZM35 128H38V127H35ZM35 128H34V130H35ZM66 128V127H65ZM65 128H64V130L63 131H66L65 130ZM97 127L95 126V130H98V129H96ZM98 128H99V126H98ZM186 128V127H185ZM187 128H188V126H187ZM194 128V127H193ZM255 128V127H254ZM13 129V128H12ZM26 129H29V128H26ZM41 129V128H40ZM93 128L91 129L92 131L94 130ZM153 129V131H151ZM178 128H176V130H177ZM234 129H237V128H234ZM251 129V128H250ZM249 129V130H250ZM19 130V129H18ZM24 131V128L23 129H20L19 131L20 132H22V131ZM33 130V131H34ZM42 130V129H41ZM82 130V129H81ZM94 130V132H99L100 131V128H99V131H95ZM115 130V129H114ZM119 130H120V128H119ZM238 130V129H237ZM245 130V129H244ZM31 132L32 131V128H31V131L30 130H27V132ZM33 131L31 132V134L33 133ZM36 131V130H35ZM44 131V130H43ZM83 131V130H82ZM116 131V130H115ZM197 131V132H196ZM230 131H232V130H230ZM229 131V132H230ZM248 131V130H247ZM26 132V131H25ZM112 132V131H111ZM137 132H140V134H138ZM196 132V133H195ZM237 132V133H236ZM240 132H242V131H240ZM239 132V135H237L238 134V131H235L234 133L233 132H231V133H233V134H236L238 137L241 135V133ZM246 132V131H245ZM4 133V132H3ZM34 133H33V135H34ZM67 133H69V132H67ZM82 133H84V132H82ZM92 133V132H91ZM90 133V134H91ZM101 133V132H100ZM116 133V132H115ZM120 135H119V134ZM138 134V136L140 137L141 136V140L140 139H138V136H137V134ZM153 133V134H152ZM155 133H156V131H155ZM193 133V134H192ZM220 133V134H221ZM18 134V136H19V138H21L22 136V134L21 133H17ZM30 134V133H29ZM45 134V133H44ZM71 134V133H70ZM69 134V135H70ZM75 134V133H74ZM73 134V135H74ZM198 134H204V137L206 138V136H208V135H210V137H211V140H213L212 141V143H211V141H206L207 143H210V144H207L204 140H205V138L202 136H200V135H198ZM206 134H208V135H206ZM226 134V133H225ZM230 134V133H229ZM228 134V135H229ZM243 134H245L244 133V131H243ZM2 135V134H1ZM25 135H26V133H25ZM50 135H51V133H50ZM53 135V134H52ZM68 135V136H69ZM85 135V134H84ZM83 135V136H84ZM87 135V134H86ZM97 135V134H96ZM106 135V134H105ZM111 135V134H110ZM109 135V136H110ZM151 135H152V137H151ZM154 135V136H153ZM191 135H192V137H191ZM194 135H195V138H194ZM206 135V136H205ZM215 135H216V133H215ZM231 135V139L229 140L228 138V140L226 139V141H228V142H225L224 141V143H223V141H222V144H217L218 146H217V149H216V147H214V149L216 150V154H219L220 155V159L222 158L223 159V161H219V163L221 164V166L225 169L223 172H221L219 169V172H220V174H219V172H218V174H219V177H220V175H221V177H223L224 175H225V173H229V172H227V170H229L230 171V174L232 173V172H234L235 170H236V172L235 173H237V175H239L240 174V172H237V171H239V170H242V168H241V165H239V162H240V160L238 161V156H241L242 154H243V156H244V158L246 159V162L248 163V153H249V149H250V145H251V142H249V140L251 139V136H249V134L248 135H246V136H244V137H242V138H240V139H237L238 137H236V135H232V134H230ZM27 136H28V134H27ZM32 136V135H31ZM72 136V135H71ZM74 136V137H75ZM88 136H90V135H88ZM87 136V137H88ZM93 135L91 134V137H92ZM108 136V135H107ZM137 136V137H136ZM181 136V135H180ZM222 136V135H221ZM241 136H243V135H241ZM3 138H5V140L7 139L5 136H2ZM23 137H25V136H23ZM43 137V136H42ZM86 137V138H87ZM94 137H97V136H94ZM93 137V138H94ZM138 139H136V138ZM163 137V136H162ZM182 137V136H181ZM181 137H179V138H181ZM210 137H207V139L208 140H210ZM3 138H2V142H0V143H2V145H3V143H6V145H7V143H8V141L6 140V142H5V140H4V142H3ZM18 138V137H17ZM32 138V137H31ZM79 138H81V137H79ZM85 138V137H84ZM86 138H85V140H86ZM89 139H90V137H88ZM110 138V137H109ZM110 138V139H111ZM134 138H135V140H134ZM147 138V139H146ZM11 139V138H10ZM24 139V138H23ZM22 138H21V142H23L24 140H23ZM88 139V140H89ZM92 139V138H91ZM90 139V140H91ZM114 139V140H113ZM146 141V140H148V143L147 142H144V140ZM163 139H166V138H163ZM219 139H221V137L219 138ZM1 140V139H0ZM30 140V139H29ZM32 140H30L29 142L31 143V141ZM70 140H72V141H70ZM89 140V141H90ZM117 140H119V139H117ZM121 140V139H120ZM129 140V143H130V145H129V143L127 142ZM136 140L137 141H140V142H142V143H138L139 145L141 144V146H138V147H136V144H137V142H136ZM143 140V141H142ZM171 140H173L174 142H175V144H174V142H173V144L172 143H170V141ZM188 140H190V139H188ZM225 140V139H224ZM12 141V140H11ZM47 141V140H46ZM111 141H114L113 143L111 142ZM122 141V140H121ZM134 141V142H133ZM205 143H204V142ZM52 142V141H51ZM68 142V143H69ZM110 142L114 145V149H115V147H116V149L113 151V149L112 150H109V148H110ZM144 142V143H143ZM199 142L202 144V142H203V144H205V145H203V146H201V144H199ZM18 143V142H17ZM24 143V142H23ZM67 143V142H66ZM68 143H67V145H68ZM81 143V142H80ZM80 143H76V145L77 144H80ZM89 144V146L91 147H88L87 146V144ZM124 143H128V144H124ZM134 143H136V144H134ZM172 144V146L170 145V144ZM221 143V142H220ZM10 144V143H9ZM14 144H16V143H14ZM51 144V143H50ZM53 144V143H52ZM207 144V145H206ZM31 145V144H30ZM64 146H65V144H63ZM72 145V144H71ZM97 145V146H96ZM116 145V146H115ZM163 145H165V146H163ZM178 145V144H177ZM197 145V146H198ZM1 146V145H0ZM9 146V145H8ZM10 146H14V145H10ZM17 146H19L18 144H17ZM23 146V145H22ZM28 146V145H27ZM50 146V145H49ZM54 146V145H53ZM52 146V147H53ZM161 146V147H160ZM176 146V147H175ZM205 146V147H204ZM3 147H4V145H3ZM25 147V146H24ZM30 147V146H29ZM62 147V146H61ZM79 147H81L82 148V150H79L80 148ZM84 147H87L89 150H87L86 148V150L84 149L83 150V148ZM109 147V148H108ZM112 147V146H111ZM202 147H204V149H202ZM5 148H7V150L9 149V147H5ZM18 148V147H17ZM21 148V147H20ZM31 148V147H30ZM34 148V149H35ZM57 148V147H56ZM65 148H67V146L65 147ZM64 148V149H65ZM105 148V149H104ZM172 148V149H171ZM196 149V148H198L199 150L201 149L202 151H204L203 153L204 154H201L200 152H201V150L199 151L198 149H196V150H198L199 151V153H198V151H197V154H198V157L196 156V158H192V156L194 155V153L196 152L195 150H193V149ZM206 148V149H207ZM4 149V148H3ZM14 149V148H13ZM32 150H33V148H31ZM47 149V150H46ZM55 149V148H54ZM97 149H99V150H97ZM211 149V148H210ZM18 150V149H17ZM27 150V149H26ZM56 150V149H55ZM66 150V149H65ZM101 150V151H100ZM208 150V149H207ZM206 150V151H207ZM3 151V150H2ZM5 151H6V149H5ZM12 151V150H11ZM10 151V149H9V153H10V155L12 156L14 153L13 152H11ZM16 151V150H15ZM34 151V150H33ZM58 151V150H57ZM56 151V153H58ZM67 151H68V148H67ZM66 151V152H67ZM70 151V150H69ZM75 151V152H74ZM98 151H100V152H98ZM195 151V152H194ZM8 152H6L8 155H9V153ZM18 152H19V150H18ZM27 152H28V150H27ZM31 152V151H30ZM50 152H51V150H50ZM71 152V151H70ZM190 152V153H189ZM192 152H194V153H192ZM5 152H4V154L3 155H5L6 154ZM12 153V154H11ZM24 153V152H23ZM44 153V155H42V157H41V154H43ZM52 153V152H51ZM78 153V154H77ZM115 153V154H114ZM209 153V154H208ZM18 154V153H17ZM16 154V155H17ZM29 154V153H28ZM32 154H33V152H32ZM31 154V155H32ZM37 154V153H36ZM75 154H77L78 156L76 157H73ZM111 154V155H112ZM215 154V153H214ZM239 154H241V155H239ZM1 155V154H0ZM7 155V156H8ZM16 155H13V156H16ZM30 155V154H29ZM29 155H28V157H29ZM34 155V154H33ZM195 155H196V153H195ZM195 155H194V157H195ZM201 155V156H200ZM205 155V156H204ZM13 156L12 157H10V156H8V158L10 157L11 158V161H9V164H12V163H10V162H13L12 161V159H13ZM20 156V155H19ZM51 156V155H50ZM186 156L184 157V159L186 158ZM201 157V159H200V157ZM208 156H209V158H208ZM16 157H18V156H16ZM23 157H25V156H23ZM49 157V156H48ZM2 158V157H1ZM7 158V157H6ZM9 158V159H10ZM15 158V157H14ZM53 158V157H52ZM58 158V157H57ZM212 158V159H211ZM16 159V158H15ZM14 159V160H15ZM29 159V158H28ZM68 159H70L69 157H68ZM188 159V158H187ZM199 159V160H198ZM2 159L0 160V167H2V168H5L4 167V165H2L1 166V163L2 164H4L2 161H3ZM31 159H29V161H30ZM32 160H33V158H32ZM32 160L30 161V162H32ZM37 160V159H36ZM51 160H53V159H51ZM73 160H71V161H73ZM75 160H77V159H75ZM79 160H77V161H79ZM82 160H81V162H82ZM190 160V159H189ZM17 161V160H16ZM15 161V162H16ZM44 161V162H43ZM58 161V160H57ZM87 161L90 163V164H87ZM242 161V160H241ZM14 162V163H15ZM27 162V161H26ZM62 162V161H61ZM60 162V163H61ZM74 162H76V161H74ZM80 162V163H81ZM187 162V163H186ZM192 162H194V160L192 161ZM195 162V163H196ZM13 163V164H14ZM19 163V162H18ZM184 163H186V164H188V165H192L193 163H191V162H189L188 163V160H186L185 159V161H184ZM201 163V162H200ZM210 163H212V166H213V168L211 167V164ZM244 163V162H243ZM246 163V166H247V169H248V172L249 173H251L250 172V169H249V166H248V164ZM46 166H44V165ZM47 164H49L48 166H47ZM61 164H63V162L61 163ZM66 164V163H65ZM83 164V165H84ZM186 164H184V165H182V168L183 169H185L186 170V168H187V171H189V169H191L190 170V172L189 173H191V172H194L195 170H196V166L194 167L193 165V167H191V168H189V166H187ZM199 164V163H198ZM78 165V164H77ZM186 165V166H185ZM210 165V166H209ZM10 166V165H9ZM13 166V165H12ZM62 166H64V165H62ZM67 166V165H66ZM68 166H70V165H68ZM75 167H76V165H74ZM185 166V167H184ZM31 167V166H30ZM43 167V168H42ZM50 167H52V168H50ZM78 167V166H77ZM80 167V166H79ZM78 167V168H79ZM208 167V168H207ZM209 167H211V168H209ZM49 168V169H48ZM81 168H83L82 166H81ZM84 168V169H85ZM206 168V169H205ZM51 169H54L53 171H55V172H53ZM86 169V170H87ZM170 169L172 170V169H175V171L174 170H172L171 172H172V174H171V172H170ZM216 169V168H215ZM214 169V170H215ZM1 169H0V171H2ZM38 170H39V168H38ZM52 172H51V171ZM73 170V169H72ZM71 170V171H72ZM85 170V171H86ZM185 170H183V171H185ZM217 170V169H216ZM232 170V171H231ZM49 171V172H48ZM57 171V172H56ZM64 171H65V169H64ZM97 171L99 172V170L97 169ZM96 171V172H97ZM166 171H168V172H170L169 174L168 173H166ZM174 171V172H173ZM182 171V170H181ZM180 171V172H181ZM205 171H203V172H201V175H206L205 174ZM226 171V172H225ZM44 172V173H43ZM69 172L71 173V177L72 178H70V174H69ZM102 172H101V174H102ZM164 172V173H163ZM197 172H198V169H197ZM208 172V171H207ZM8 173V172H7ZM94 173V175H92ZM106 173H109V176L107 175L106 176ZM188 173V174H189ZM203 173V174H202ZM224 175H223V174ZM235 173H233L232 175H234ZM1 174V173H0ZM84 174V175H83ZM98 174V173H97ZM99 174H100V172H99ZM111 174V175H110ZM183 174H186V172L184 173V172H182V177L183 178H185L186 177V175H185V177L183 176ZM209 175L211 174L210 172L208 173ZM208 174H207V176H208ZM217 173H216V171H215V173L214 174H212V175H214V177H215V175H216ZM230 174H227V175H225L224 177H225V179L223 180L222 178H221V183L224 181V183L222 184V185H224L226 182H228V184H230L231 183V181L230 180H232V183H233V179H231V178H234V176L232 177V175L230 176ZM31 175H30V177H31ZM179 176H180V173L178 174ZM177 175V176H178ZM191 175V176H190ZM223 175V176H222ZM9 176V175H8ZM47 176L50 178V180H49V178H47ZM64 176V175H63ZM102 176V175H101ZM170 176V177H169ZM179 176H178V178H179ZM191 177V179H190V177ZM197 176V175H196ZM217 177H215L216 179L218 178V175H216ZM229 176H230V179L228 180L227 179V177L229 178ZM10 177V176H9ZM28 177H29V175H28ZM27 177V178H28ZM86 177V178H85ZM169 177V178H168ZM188 177H189V179H185L188 183H189V185H190V182L192 181V182H194L192 179H194V176L192 177V174H189L188 175ZM203 176H201V178H202ZM214 177H212V178H210V181L211 180H213V179H215ZM237 177V176H236ZM32 178V179H33ZM45 178V179H44ZM73 178H74V180H73ZM89 178V177H88ZM99 178H100V175H99ZM99 178H98V180H99ZM171 181H169L168 179ZM181 178V177H180ZM180 178L178 179V180H180ZM187 178V177H186ZM200 178V177H199ZM206 178V177H205ZM7 179V178H6ZM31 179V178H30ZM77 179V180H78ZM101 179V178H100ZM164 179H167L169 182H168V184L166 185L165 184V182H167V180L165 181V182H163V180ZM202 179H204V178H202ZM215 179V180H216ZM220 179V178H219ZM227 179V180H226ZM12 180V179H11ZM10 180V181H11ZM86 180V181H85ZM91 180V181H92ZM188 180H190V181H188ZM196 180H198V179H196ZM215 180H213V183H211L210 182V185L212 184H216V181H217V183L220 181H218V179L215 181ZM236 180V179H235ZM238 180V179H237ZM40 181V183H41V185H42V182ZM68 181H69V183L70 182H72V186H70V184L68 185ZM80 181V180H79ZM174 181H175V179H174ZM173 181V182H174ZM176 181H177V178H176ZM175 181V182H176ZM181 181V180H180ZM205 181V180H204ZM203 181V183L205 184V182H207V181H209V179L207 180V181H205L204 182ZM226 181V182H225ZM6 182H9V181H6ZM32 182V180H31V182L30 183H33ZM43 182V184H46V183H44ZM50 183V184H53V183ZM73 182H76V183H74L73 184ZM185 182V181H184ZM29 183V182H28ZM48 183V184H49ZM79 184H80V182H78ZM77 183V184H78ZM176 183H178V181L176 182ZM181 183V182H180ZM200 183V182H199ZM220 183V182H219ZM232 183L230 184L231 186H232ZM234 183H236V181H234ZM4 184V185H3ZM7 184V183H6ZM36 184V185H37ZM47 184V185H48ZM49 184V186H51ZM59 184H63V185H59ZM84 184H86V183H84ZM86 184V185H87ZM194 184V183H193ZM208 184V182L206 183V185ZM214 184V185H215ZM227 184V183H226ZM227 184V185H228ZM237 184V183H236ZM9 185V184H8ZM32 185V184H31ZM39 185V184H38ZM171 185V186H170ZM182 185H184V183L182 184ZM186 185H188L187 183H186ZM185 185V186H186ZM202 185V184H201ZM200 185V186H201ZM219 185V184H218ZM226 185V186H227ZM45 186V185H44ZM82 186H84L85 187V189L82 187ZM173 186H175V187H173ZM177 186V187H176ZM229 186V185H228ZM237 186V185H236ZM236 186H233V188L234 189H232V188H230V190H231V192L233 191L234 192V190H235V188H239L240 186L238 185L237 187ZM7 187H10V186H7ZM32 187V186H31ZM77 187H78V189H77ZM94 187H96V188H98V190H96V188H94ZM184 187V186H183ZM198 187V186H197ZM208 187V186H207ZM215 187V186H214ZM220 187V188H219ZM223 187V186H222ZM221 186H218V188L219 189H221L222 188ZM25 188V187H24ZM40 188H42L41 186H40ZM189 189V187H186V189ZM206 188V187H205ZM209 188V187H208ZM229 188V187H228ZM28 189V188H27ZM26 189V190H27ZM34 189V188H33ZM49 189V188H48ZM57 189H59V188H57ZM72 189V188H71ZM84 189V190H83ZM92 189H93V191H92ZM185 189V188H184ZM195 189V188H194ZM211 189H212V187H211ZM242 189V190H241ZM5 190V191H4ZM13 190V189H12ZM11 190V191H12ZM29 190V189H28ZM32 190V189H31ZM44 190V189H43ZM206 190V189H205ZM213 190V189H212ZM212 190L210 191V192H212ZM222 190V189H221ZM227 190V189H226ZM240 190H241V192H243V191H247V193L249 192L248 191V189L247 188H241L240 187ZM4 193H3V192ZM6 191H8L7 193H6ZM18 191V190H17ZM193 191H195V190H193ZM192 191V192H193ZM197 191V190H196ZM237 192H240L239 190H236ZM235 191V192H236ZM32 192H33V190H32ZM42 192V191H41ZM52 193L53 191L51 190V191H49L48 190V193ZM58 192H59V190H58ZM58 192H56L57 194H56V196L58 195ZM182 192H184V191H182ZM181 192V193H182ZM191 192V193H192ZM227 192V191H226ZM11 193V192H10ZM12 193H14V192H12ZM29 192L27 191V193L25 194V191H24V194L25 195H27ZM50 193V194H51ZM62 193V194H63ZM67 193V194H66ZM187 193V192H186ZM219 193V192H218ZM245 193V192H244ZM250 193V192H249ZM248 193V194H249ZM7 194V195H6ZM32 194H34V195H32ZM43 196H44V198H46V199H44L43 197H42V199H44V200H46L47 201V198H50V196H46L45 197V194H46V192H45V194H44V192H42L41 193ZM40 194V195H41ZM53 194H55V193H53ZM53 194H51V195H53ZM194 194H196V193H194ZM198 194V193H197ZM201 194V193H200ZM199 194V195H200ZM203 194V193H202ZM211 194V193H210ZM209 194V195H210ZM214 194V193H213ZM216 194V193H215ZM20 195V194H19ZM25 195H24V197H25ZM59 195H60V193H59ZM70 195V196H69ZM11 196V195H10ZM33 196V197H32ZM35 196V197H34ZM193 196H194V198H195V196L196 195H191V194H189V197H192L193 198ZM22 197V196H21ZM60 197V196H59ZM58 196H57V198H59ZM182 197V196H181ZM188 197V198H189ZM199 197V196H198ZM205 197H207V195H205ZM18 198V197H17ZM40 198V197H39ZM35 199L36 201H35V203H39V202H41L42 201V199L40 200V199ZM54 199H55V197H53ZM64 198H65V196H64ZM70 198V199H69ZM190 199V200H193V199ZM13 199H15L16 201H14ZM25 199H26V197H25ZM28 199V198H27ZM74 199V198H73ZM204 199V198H203ZM14 202H13V201ZM18 200V201H17ZM37 200H38V202H37ZM43 200V201H44ZM59 200V199H58ZM205 200V199H204ZM21 201V200H20ZM28 201V200H27ZM42 201V202H43ZM54 200H52V202H53ZM56 201V200H55ZM199 201V200H198ZM11 202V205L9 204V206H8V204L6 205V203H10ZM19 202V205L18 204H16V203H18ZM23 202V201H22ZM33 202V203H32ZM201 202H202V200H201ZM12 203H15L18 207L16 208V206L14 205H12ZM185 203V205L187 206V204H188V206L187 207H189V203H188V201H187V204H186V201L184 202ZM191 203V202H190ZM203 203V202H202ZM23 204V203H22ZM45 204H46V206H45ZM53 204H54V202H53ZM55 204H58V202L57 203H55ZM195 204L196 203H194V207H195ZM64 205V206H63ZM74 205V206H73ZM184 205V206H185ZM14 208H13V207ZM37 206V207H36ZM45 206V207H44ZM56 206V205H55ZM184 206H183V210H185L184 209ZM20 207V208H19ZM31 207V208H32ZM66 208V209H64V208ZM93 207L95 208H97V210H96V212L94 213V214H90V211H92V210H90L91 208L93 209ZM192 207V205L190 206V208ZM25 208V207H24ZM26 208H28L27 206H26ZM31 208H28L29 210H31ZM95 208V209H96ZM186 208V207H185ZM18 210V212L20 213V215H17L18 214V212L16 211V210ZM27 209V210H28ZM181 208H179V210H177V212L179 213V212H181L182 210H180ZM193 209V208H192ZM174 210H176V209H174ZM187 210V209H186ZM185 210V212L187 213V211ZM194 210V214L196 215V214H199V219H200V216L202 215L201 214V212L199 213L198 212V210L197 209H193ZM25 211V210H24ZM94 211V210H93ZM28 212V211H27ZM26 212V213H27ZM30 212V211H29ZM32 212V211H31ZM33 212H32V214H33ZM52 213L53 215H54V213H57L56 214V216L55 217H51V216H53L52 214H46V213ZM171 211H169V213H170ZM177 212H176V214H175V218H173V219H176V215H177ZM189 212H191V210L189 211ZM17 213V214H16ZM43 213V217H42V214ZM45 213V214H44ZM172 213V212H171ZM170 213V214H171ZM184 213V212H183ZM62 214H64V215H62ZM65 214H68L67 216H68V218H66L67 216H65ZM79 216V214H83L82 216L80 215L79 217H77V215ZM170 214H168L167 213V215H170ZM187 214H189V213H187ZM187 214H185V216L187 215ZM201 214V215H200ZM11 215V216H10ZM25 215V214H24ZM74 215L77 217V219L74 217ZM179 216H180V214H178ZM183 215V214H182ZM190 215V214H189ZM188 215V216H189ZM192 215V214H191ZM45 216V217H44ZM66 218V219H71V218H75V219H71L70 221H67L66 223L64 222L65 220H63L64 219V217ZM73 216V217H72ZM9 217H11V218H9ZM26 217V218H25ZM170 218V217H169ZM177 218H178V216H177ZM186 218V217H185ZM29 220V222H28V220ZM181 219H182V217H181ZM197 219V220H196ZM199 219H198V217L197 218H195L194 220L196 221V227H197V224H198V222H199ZM48 220V221H47ZM61 220H63V224L61 223L62 221ZM76 220V221H75ZM172 220V219H171ZM30 221H31V223H30ZM47 221V222H46ZM167 221V220H166ZM176 221V220H175ZM53 222V221H52ZM69 222V223H68ZM34 223H36V224H34ZM54 223V222H53ZM61 223V225L63 226V225H66V226H63V228H62V226L60 227H57V225L58 224H60ZM112 223H114L115 225H116V227L118 226L119 227V229L116 231L115 229H116V227L114 226V232H115V234L112 232V230H111V233L109 232L110 231V229H111V227L109 228V230H108V232L110 233V234H112V236H110L109 235V237H111L109 240H107V242H110V244L112 243V245L114 246L115 244H118V245H116V247L117 248H115L114 249V247H112L109 243H107L106 242V240H105V242L107 243V244H109V246H111V248H105V246L106 245H104V247H103V245L102 246H100L101 248L99 249L98 247H99V245H97L96 247L98 248L97 250H95L93 247L91 248V250L92 251H89L88 253H87V249L89 248L87 245H89L88 244V242L87 241H90V239H88V238H90V237H88V235L90 236H92V234L91 233H95V232H97L98 233V231H103V233H105L106 231L104 230V229H106L105 227H109V225L110 224H112ZM128 223V224H127ZM170 223V222H169ZM186 223V222H185ZM43 226H42V225ZM46 224V225H47ZM172 224H173V220H172ZM49 225H50V227L51 226H53V230H52V228L48 231L47 230V228L49 227ZM176 225V224H175ZM174 225V226H175ZM110 226H112V225H110ZM160 226V227H159ZM167 226H168V224H167ZM45 227V228H44ZM47 227V228H46ZM117 227V228H118ZM188 227V226H187ZM22 228V229H21ZM34 228V229H33ZM36 228H38V230H40L41 232L39 233L38 231L37 232H34V231H32V233H31V230H35L36 231ZM39 228H41V229H39ZM58 228V229H57ZM18 229H20V230H18ZM43 229H45L46 230V232L44 233V231H42ZM57 229V230H56ZM112 229H113V227H112ZM190 229V228H189ZM189 229L187 228L186 230H188L189 231ZM21 230H23V231H21ZM29 230H30V232H29ZM142 230H147L148 232H143L142 233ZM176 232H175V231ZM195 230H196V228H195ZM12 231H16V233H18V231H21L22 232V234H23V232L24 233H27V234H25V236L27 237L28 236V239L31 237V235H30V233L31 234H33L34 236H36V237H40L41 235H43L44 236V234L45 235H47V233H51L52 232V234H48L47 236L49 237H47V236H45V237H43L42 236V239L44 238V240H48L47 242H45L44 240V244L42 245V244H40V242H41V240L40 239H37V238H35V240L41 245H37L38 246V248H37V246L36 247H34L35 249H39V251H36V250H33V252H31V248H29L30 246L28 245V244H30L29 242L26 244V242H25V244L26 245H28L29 247V249H26L27 248V246H25V247H23V245H22V243L24 242V241H22V239L20 238V237H22L23 235L21 234V232L20 233H18V234H21V235H19L20 237V240H21V242L22 243H19L20 242V240H18V237H16V235H15V237H13V238H17V242H16V240H15V243H19V244H21L22 245V248L21 249H23V250H27V251H29L30 250V252L32 253L31 255H29L30 253H28L27 254V251H24V253H23V251L21 250V249H19V245H17L16 246V244L15 243H12V242H14V241H12V238H11V236L9 235L10 233H12ZM28 231V232H27ZM34 232V233H33ZM100 232V233H101ZM175 232V233H174ZM15 233V234H16ZM166 233V232H165ZM37 234H39V235H37ZM96 234V233H95ZM102 234V233H101ZM100 234V235H101ZM114 234V235H113ZM155 234V235H154ZM29 235H30V237H29ZM32 235V237H33V239H34V236ZM97 235H99V234H96V236ZM107 235H108V233H107ZM18 236V235H17ZM24 236V237H25ZM93 236H95V235H93ZM95 236V238H98V237H100V236H98V237H96ZM108 237V236H107ZM108 237V238H109ZM85 238H87V244H86V242H85ZM95 238L93 237V239L92 240H95ZM121 238H123L122 239V241H121ZM84 239V240H83ZM107 239V238H106ZM185 239H187V238H185ZM34 240V243L35 244H37V242ZM102 240H103V238H102ZM12 241V242H11ZM42 241V242H43ZM190 241V240H189ZM83 242H85V245L83 244ZM93 242L95 243V241H92V244H93ZM193 242V241H192ZM24 244V243H23ZM102 244H104V242L102 243ZM31 246L33 245V243H31L30 244ZM83 245L86 247L87 246V249H86V252H84L83 250H82V248H83ZM89 246H91V245H89ZM21 247V246H20ZM84 247V248H85ZM94 247H95V245H94ZM95 247V248H96ZM107 247V246H106ZM33 248V249H34ZM89 248V249H90ZM103 248V249H102ZM155 248H157V249H155ZM88 249V250H89ZM99 250V251H98ZM101 250V251H100ZM153 250H157V253H155L154 252V254H153ZM99 252V255H97L98 254V252ZM35 252H38V253H35ZM44 253V252H47L48 253V255H47V257H44V254H40V253ZM22 253V254H21ZM27 254V256H26V254ZM34 253V254H33ZM46 253V254H47ZM36 254H38V256L36 255ZM29 255V256H28ZM33 255V256H32ZM41 256V257H40ZM44 258H43V257ZM46 256V255H45ZM22 257H28L26 260H24L23 262H21V260H23L22 259ZM20 259V260H19ZM45 259V260H44ZM0 260V261H1ZM2 260V261H3ZM33 262H32V261ZM129 260H131V262H129ZM20 261V262H19ZM143 261V262H142ZM147 261V260H146ZM145 261V262H146ZM8 262V263H9ZM16 262V263H15ZM30 264V263H29ZM41 264H43V263H41ZM202 264V263H201Z\"/></svg>",
	"mask_w": 264,
	"mask_h": 264
},
{
	"label": "rangeland",
	"instance_id": "obj_2",
	"mask_svg": "<svg viewBox=\"0 0 264 264\" xmlns=\"http://www.w3.org/2000/svg\"><path fill=\"white\" fill-rule=\"evenodd\" d=\"M41 1H42V0H38L39 3H40ZM43 1H44V0H43ZM52 1H54V0H52ZM52 1L50 0V2H52ZM56 1L58 2V0H55L54 2H52V3H53V4H52V3H48V2H49V0H48L47 2L45 1V2H43V3H40V5H36V3H37V2H36V3H34V5L37 6V7H38V6L42 7V4L44 5V3H45V4H49V6H51L50 4H52V7H53V5H54L55 3L58 5V3H57ZM62 1H63V0H62ZM62 1H61V2L59 1V2L62 3ZM68 1H69V2H67L68 4H65L66 2L63 1V3L65 2V3H64L65 5L63 4L65 7L62 6V7H63L62 10L60 9V8H62V7H60V6L58 5L60 8H57V9H56V13H57V10L61 11V12H59V11H58V12H59L60 14H62L61 16H63V18H64V21L62 20V22H64V25H67L68 21H71V20L73 19V20L75 21V22H74V21L72 20L73 23H76V22H77L76 20H79V21H80V22L78 21L79 24H81V25L83 26V27H81V25H79L80 28H79V26H78V28H77V27L75 26L76 24L72 25L71 23H70V24L68 23L69 26L72 25V26H75V27H76V28H74V27L71 26L72 28H74V30H75V31H74L75 34H74V32H73V29L70 27L71 30H70V32L68 31V33L70 34V38L72 37V35H76V33H80L79 35H78V34H77V35H78V36L81 35V36H83V38H85V35H86V34H84V32L87 33V30H88V31L90 30V32H91V30H92V32H91L92 34L89 32L91 35H90V34H89L90 36H89V35H86V36H88V38H85V39H88V40H89V38H90V40H89L90 44H89V42H87V43H88V44L86 45L87 47H86V46H82V45H84L85 43L83 44V41H84V40H83V41H80L79 38H81V37H78V36H77L78 39H79V42H80V43L82 42V45H81L78 41L75 40V37H76V36L70 39L71 41H72V39H74V41H76V43L78 42V43H79L78 45H80L81 48L84 47V48H83V49H84L83 52H82V50H81V53H82L81 55H82V56H80V54H78V51H79L80 47L76 45V48H74L75 43H73L74 41L71 42V43H73V45H74V46H72V49H73V48L76 49V50H77V54H78L81 58L78 56V57H79V59H78V58H77V55H76V56L74 55V56L76 57V59L80 60L82 63H83V61L85 60L84 64L86 63V61H91V60H92V57H96V58H98L97 55H96V56H95V55L93 56V54L90 53V55H91L92 57L89 58V56H88V58L91 59V60H88L86 55H88L89 53L86 54V52H84V51H86V50H85V47L88 48V46L91 45V43H95V42H96V43H95V46H98V47H99V46H101L102 42L104 41V40H102L104 37L101 38V35H100L98 32H97V33H98V34H97L96 31H93V29L95 28V30H99L100 33L102 32V31H100V29H99V28L101 27V23H100V21L102 22V21L105 20L106 18H109V20L111 19V21H113L112 19L115 18L113 22L118 21V19H119V21H121V18L123 17L124 19H126L125 21H126L127 23H128V21H132V20H133V23H134V21H136V18H137V17L135 16V20H134V16H133V19L130 20V17L132 18V14H134V13H131V8H128V7L126 6V5H130V3L127 4V2H126L127 0H125L126 5H125V3H124L123 0H116V1H115V0H109V1L107 0L108 3L106 2V4L109 5V4L111 3V5H113V4L115 5V7L112 6L113 9L111 8L110 5H109L110 7L107 5V6H108V9H107V6H105L106 4H105L104 0H102V2H101V0H99V1H98V0H93V1H94L93 3H89L90 1L92 2V0L86 1L87 3H84L85 0H82V2H81L80 0H78V2H76V3H74V4L76 5V4L79 3V2H80L81 4L83 3L82 7H83V9H84V10H83L82 7L80 6L81 4H77V5H79V7L81 8L80 10L82 11V13H81V11H80V12L78 11L79 14H78V12H75V11L79 10V8H76V7L74 8V5H70V9L73 8V9H71V10L68 8V7H69V4H70V3H73L72 0H71V2H70V0H68ZM76 1H77V0H76ZM97 1H98V2H97ZM129 1L131 2V0H129ZM137 1H138V2H141V0H140V1L137 0ZM137 1L135 0V3H137ZM142 1H143V0H142ZM144 1H146V0H144ZM157 1H158V2H161V0H157ZM162 1H163V0H162ZM168 1H170V3H171V0H168ZM172 1H173V0H172ZM3 2H4V1H3ZM132 2H133V0H132ZM238 2H239V1H238ZM238 2H237V3H238ZM99 3H100V4H99ZM101 3H102L103 5H104V4H105V5L102 6ZM135 3H133V5H132L133 8H134V5L137 6V4H135ZM141 3H142V2H141ZM172 3H173V2H172ZM237 3H236V5L234 6V9H233L234 11L238 8ZM1 4H2V2H1ZM37 4H38V3H37ZM84 4H85V5H84ZM86 4H90V5L87 6ZM95 4H96V5H95ZM97 4H98L100 7L96 8V7L98 6ZM139 4H140V3H139ZM139 4H138L137 7H141V6L144 4V2H143V4H140L141 6H139ZM238 4H239V3H238ZM57 5H56V6H57ZM61 5H62V4H61ZM66 5H68V6L66 7ZM77 5H76V6H77ZM94 5H95V6H94ZM54 6H55V5H54ZM71 6H72V7H71ZM84 6H85V7H88V9H86ZM90 6H91L92 8L89 10ZM93 6H94V7H93ZM40 7L37 8V9L35 8V10H39ZM125 7H127L128 10L126 9V10L124 11ZM129 7H130V6H129ZM209 7H210V6H208L207 8L205 7V9H208ZM236 7H237V8H236ZM3 8H4V7H3ZM48 8H49V7H48ZM65 8H66V9H65ZM67 8L69 9V12H67V11H68ZM99 8H100V9H99ZM101 8H102V9H101ZM109 8H111V9H109ZM118 8H119V9H118ZM0 9H2V8H0ZM4 9H5V8H4ZM52 9H54V7H53ZM52 9H50V11H51ZM74 9H75V10H74ZM92 9H93V10H92ZM94 9H97V10H94ZM103 9H104V10H105V9H106V10H110V11L106 12V11H104ZM73 10H74V12H75L76 14H75L74 12H72ZM85 10H87V11H85ZM88 10H89V13L91 14L90 16L86 14V13H88ZM99 10L101 11V13H100V12L97 13ZM102 10H103L104 12H103ZM116 10L118 11V14H117ZM119 10H120V11H119ZM129 10H130V11H129ZM3 11H4V10H3ZM53 11L55 12V10H53ZM62 11H64V13H63ZM70 11H71V14H72V15L75 14V15H74L75 17L72 16V15L70 14ZM83 11H84V13H83ZM90 11H92V12L95 11V15L97 14V16L94 15L93 17H91L92 14H93L94 12L92 13V12H90ZM121 11H122V12H121ZM128 11H129L130 13H129ZM215 11L217 12V10H213V11L211 12V15H212V16H213L214 14H216ZM4 12H5V11H4ZM4 12H3V13H4ZM48 12H49V10H48ZM54 12H53V13H54ZM112 12H113V13H112ZM205 12H206V11H205ZM230 12H231V11H230ZM36 13H39V12L36 11ZM49 13H50V12H49ZM56 13H55V14H52V11H51V14H52L53 16H55V17H56ZM59 13H57V17H58V18H59V16H60V15H58ZM65 13H66V14H65ZM110 13L112 14V17H111V15H110ZM115 13H116L117 15H116ZM123 13H125V14H123ZM213 13H214V14H213ZM7 14H10V13H7ZM67 14H70V15L68 16ZM113 14H115L116 17H117L119 14L122 15V16H121L120 18H118V17H119V16H118V17H117L118 19H117L116 17H113ZM130 14H131V16H130ZM0 15L3 16L4 14L1 13ZM10 15H11V14H10ZM49 15H50V14H49ZM99 15H102V16H103V15H106L107 17H106V16H103V17L105 18V19H104V18H101L102 16L100 17ZM108 15H110V16H108ZM115 15H114V16H115ZM2 16H0V19H1ZM61 16H60V17H61ZM66 16H67L68 18H67ZM70 16H71V17H70ZM76 16H77V19H76ZM78 16H79V17H78ZM81 16H83V17H81ZM10 17H11V16H9V18H10ZM12 17H13V16H12ZM16 17H17V16H16ZM16 17L14 16V18H16ZM50 17H51V15H50ZM55 17H53V18L55 19ZM57 17H56V19L54 20V22H52L53 24L55 23V21H57V19H58ZM72 17H73V18H72ZM80 17H81V18H80ZM87 17H88V18H87ZM90 17H91V18H90ZM95 17H96V18H95ZM98 17H100L101 20L98 19ZM4 18H5L6 21H7L8 18H6V12H5V17L3 16V19H4ZM17 18H19V17H17ZM65 18L67 19V23H66V24H65V21H66ZM71 18H72V19H71ZM123 18H122V19H123ZM10 19H11V18H10ZM19 19H20V18H19ZM51 19H52V17H51ZM60 19H62V17H61ZM60 19H59L58 21H61ZM94 19L98 20L99 23H96V21H95ZM102 19H103V20H102ZM116 19H117V20H116ZM11 20H12V19H11ZM15 20H16L15 23H16L17 25H19L18 23H19V21H21V20H18V19H15ZM15 20L13 19V22H14ZM49 20H50V18H49ZM84 20H85V21H84ZM91 20H92L93 22H94V21H95V22L92 23ZM106 20H107V21H105V22L103 21L102 24H103V23L105 24L106 22H108V19H106ZM137 20H138V19H137ZM233 20H234V17H231L230 19H228L227 24H225V26L222 27V29H221V30H225L227 34H228V32H227L228 30H232V31H231L232 33L230 32L232 35L229 34L230 36H232V38L228 35L229 38H231L232 40L235 39V36H236L239 32H240V34H241V33L244 31V32L242 33V35H243V34H244V35L246 34V36H247V34H248V30H251L252 33H253L254 31H255V33L257 32V33L255 34L256 38H258V37H261V38H262V37L264 36V29L262 30V28H259V27H258V28H252V27L242 26L243 28L248 29V30H245V29H243L241 26H239L240 29L238 28V26H236L237 29L234 27V28H235V31H234V29H233V28H230V26H229ZM2 21L5 22V20H2ZM2 21L0 20V22H2ZM51 21H53V20H50V22H51ZM58 21H57V22H58ZM81 21H83V22L81 23ZM89 21L91 22L92 26H93V25L96 26L97 24H99L98 27H99V26H100V27L96 29L97 26L93 28V27L91 26V24H90V25H87V24L90 23ZM98 21H97V22H98ZM111 21L109 22V24L111 23ZM122 21H123V20H122ZM122 21H121V22H122ZM125 21H124V23H122V24H126ZM7 22L10 23V20L7 21ZM11 22H12V21H11ZM87 22H88V23H87ZM113 22H112L111 24H112V25H115V24H113ZM121 22H120V24H121ZM5 23H6V22H5ZM15 23H14V24H15ZM52 23H49L48 25H50V24H52ZM83 23H84V24H83ZM85 23H86V25H85ZM136 23L139 24V25H137V26L141 27V28H139V29L142 30L143 27L140 26V22L137 21ZM1 24H2L3 28H2V26L0 25V26H1V29H0V34H1V35H0V36H1V40L5 38V39H4L5 42L0 40V44H1V46H2V47H0V52H1V53L4 52V53H3V54H4V57H1V58H0V62L2 61V63H5V62L8 61V63H9V64H7V65L5 64L6 66H5L4 64L1 63V65H2L3 67L0 65V74L3 75V76H5L4 78L9 77V75H10V73H12V71H14V72H13L14 74H17V73H15V71L17 72L16 68H17V69H18L19 67H20V68H23L22 71L19 69L18 72H20V71H21V72H24L26 69L28 70V66H29L30 64L28 63L29 65H27V63H25V65H27V68H26V66L24 65V62H25V61H26V62H30V59H27V57L30 58L31 56H30V57H29V56H26V54H27V55H31V54L38 53V51H37L38 48H42L44 45H46V44H50L51 41H52V42H55L54 40L56 39V38H53V39H54V40H53V39L51 38V39H50L51 41H50L49 43H46V44H45V39H44V37H46L47 35L43 34V35H45V36L40 37V38L43 40L44 43H43L41 40H38V43H34V42H32V41L34 40V37H35V36H37V35H38V36H41V34H40L41 32L38 34V32L36 31V32H37V33H36L37 35L34 36L33 33H31V32H32V31H31L32 28L29 29L30 31H28V29L26 30V28H30V27H29V26H27V27L24 26V25H25L24 23H23L24 25H22V21H21V23H20V27H21V25H22V26H23L22 28H24V31H23L20 27L18 28V26H17V28H18L17 30H19V31L22 30L23 32H25V31H26V32H30V34H32V35H29V36H27L28 33L25 32L26 37H27L28 39H31L32 37H31V38H29V37H30V36H33V40L31 39V42H32L33 44L31 45V44H30L31 42H29L30 47H28V46H27V45H28L27 43H26V45H25V44L22 45V42H23V41L28 42V40L25 39V38H26L25 36H23V37L21 36V37H20V35H22V34H20L21 31H20L19 33H18V31H17V35L19 34L18 37H20L21 39H24V40H21V39H19V38L17 39V35L15 36L13 33H12V34L9 33V32H13V31L15 32V31H16V30H12L13 28L16 29V28H15L16 24H15V26L12 25V27L10 26L11 24L8 25V24L6 23V26L3 24V22H2ZM56 24H57V23H55L54 25H56ZM62 24H63V23L60 24V23L58 22V25H57V26H59V25L62 26ZM77 24H78V23H77ZM95 24H96V25H95ZM104 24H103V25H104ZM107 24H108V23H106L105 26H103V27H104V28H105V27H108L109 25L106 26ZM111 24H110V25H111ZM116 24L119 25V23H117V22H116ZM122 24L119 25V27L121 26L120 29H121L122 26H123ZM46 25H47V24H46ZM46 25H42V26L40 25V26H38L39 28H37V27H36V28L39 30L40 28H44L43 26L46 27ZM48 25H47V27L49 28V30H51V28H50L51 25H50V27H49ZM64 25H63V26H64ZM126 25H127V24H126ZM7 26H8V27H11V29H10V28H6ZM30 26H32V25H30ZM52 26H53V25H52ZM69 26H66V27H69ZM85 26H86V28H85ZM87 26H88V27H87ZM53 27H54V26H53ZM53 27H52V29L54 30ZM55 27H56V26H55ZM89 27H90V29H88ZM91 27H92L93 29H92ZM114 27H115V26H114ZM119 27H118V29H119ZM127 27H128V26H126V29H127ZM4 28H5L6 30H5ZM34 28H35V26L33 27V31H34ZM36 28H35V30H36ZM61 28H63V27H61ZM61 28H57V27H56L57 30H60ZM64 28H65V26H64ZM81 28H82V29H87V30H83L82 32H80V31H81ZM110 28H113V26L109 27L108 30H109ZM115 28H116V29H115ZM115 28H114V30H112L113 33L111 32V33H112L111 35H108V34L110 33L111 30L107 31L106 28L103 30L102 33H104V31H105V32H106V31L108 32V34L105 33V35H106L105 39H108V41H109V40L111 41V39H112V37H113V34L115 35V33H116V32L114 33V31H115V30H118L117 27H115ZM123 28H124V26H123ZM66 29H67V28H66ZM78 29H79L80 31H79ZM126 29H125V30H126ZM241 29H242L243 31H242ZM252 29H253L254 31H252ZM259 29H260V30H259ZM2 30H3V31H2ZM7 30H8L9 32H6V33L3 34V32H4V31H7ZM10 30H12V31H10ZM40 30L43 31L44 29H40ZM46 30H47V32L49 31L48 29H46ZM67 30H68V29H67ZM67 30L64 29V31H66V33H67ZM77 30H78L79 32H78ZM61 31H62V30H61ZM71 31H72L73 33H72ZM76 31H77V32H76ZM233 31H234V32H233ZM260 31H262V32H261L262 34L260 33ZM50 32H51V31H49V35H50V36H53V34L51 35ZM56 32H57V31H56ZM56 32H55V33H56ZM235 32H236V33L238 32V33L235 34ZM245 32H246V33H245ZM251 32L249 31L250 36L252 35ZM21 33H22V32H21ZM42 33H46V32H42ZM51 33H52V32H51ZM55 33H54V34H55ZM62 33H64V32H62ZM62 33H60V34H62ZM71 33H72V35H71ZM233 33H234L235 35H234ZM2 34L5 35V37H2ZM7 34H9V35H8L9 37H7V39H9L8 41L6 40V36H7ZM25 34H23V35H25ZM58 34H59V33H58ZM58 34H57V35L55 34L56 37L58 36ZM69 34H68V35H69ZM216 34H217V33L213 34L214 36L212 35V36H211V39H212V38H213V39L216 38V36H217ZM240 34H238V35L236 36L238 39H240V38H243V39H244V38H245V40H247V38H248V39H250L251 37H252V38H255L254 35L251 36V37L248 35V36L246 37V36H244V35L242 36V35H240ZM13 35H14V37L12 38L13 41H11L10 37H12ZM49 35L47 36L48 38H49ZM62 35H63V34H62ZM62 35H60V37H61ZM66 35H67V34H66ZM68 35H67V36H68ZM98 35H100V37H99ZM105 35L103 34V36H105ZM107 35H108V36H107ZM259 35H260V36H259ZM64 36H65V33H64ZM64 36H62V38H63ZM109 36H110V37H109ZM77 37H76V39H77ZM107 37H109L110 39L107 38ZM40 38L38 37L37 39H40ZM48 38H47V39H48ZM58 38H59V37H58ZM65 38H66V36L64 37V39H65ZM67 38H69V36H68ZM83 38H82V39H83ZM47 39H46V40H47ZM91 39H94V40H96V41L91 40ZM35 40H36V39H35ZM35 40H34V41H35ZM56 40H57V39H56ZM60 40L62 41L63 39H60ZM70 40H69V42H68V40L66 39V42H67L68 44H70ZM88 40H86V41H88ZM124 40H125V37H124ZM6 41H7V42H6ZM15 41H16V42H15ZM29 41H30V40H29ZM36 41H37V40H36ZM36 41H35V42H36ZM48 41H49V39H48ZM61 41H59V42L61 43ZM64 41H65V40H64ZM86 41H84V42H86ZM92 41H94V42H92ZM97 41H98V42H97ZM108 41H107V42H108ZM110 41H109V42H110ZM263 41H264V37H263ZM3 42H4V43H3ZM40 42H42V43H40ZM57 42H58V41H57ZM57 42L54 43V44H56L55 46H57V48H58L57 50L59 51V49H60V50L62 51L63 48H60V47H59L61 44H60L59 42H58V43H59V44H58ZM66 42H65L64 44H66ZM5 43H7V44H5ZM10 43H12L13 45H11ZM16 43H17L19 46L16 45ZM14 44H15L16 48L18 47V51L16 50V48H14V47H15ZM20 44H21V46H20ZM57 44H58V45H57ZM62 44H63V43H62ZM68 44H67V48H68ZM96 44H97V45H96ZM103 44H104V46H103ZM103 44H102L103 47H106V46H107V45H105L104 42H103ZM41 45H43V46H41ZM52 45H53V44H51V46H52ZM31 46H32V47H31ZM55 46L51 47V48L54 49V50L52 49L53 52L55 51V48H54ZM93 46H94V45H93ZM95 46H94V47H95ZM6 47H7L8 49H7ZM37 47H38V48H37ZM62 47H63V46H62ZM78 47H79V48H78ZM91 47H92V46H91ZM5 48H6V49H5ZM11 48H14V50L11 49ZM30 48H33L35 53H32V52H31V54H28V53H25V54H24V53H23L24 50H26L25 52H30ZM36 48H37V49H36ZM44 48H45V49H44L45 51L43 50V48H42L41 50H43L44 53L47 54L46 56H48V58L50 57V59H46L47 62H48V60H51V58H52V61H53V57H56V56H53V55H49V54H48V53H50V52H48V51H51V50H48L49 45H48V48H47V45L44 46ZM67 48H66L65 45H64V49H63L64 51H63V52H67L68 50L71 49L70 47H69L70 49H69V48L67 49ZM77 48H78V49H77ZM92 48H93V47H92ZM92 48H91V49H92ZM96 48H97V47H96ZM96 48H93V49H96ZM100 48H101V47H99L98 49H100ZM146 48H147V47H146ZM3 49H5L7 53H8V52H9V53H13V52H14V55H16L17 57H16V56H12V54H11V56L9 57L10 54H5L6 52H5ZM33 49H32V50H33ZM35 49H36V50H35ZM46 49H47V50H46ZM49 49H50V48H49ZM72 49H71V50H72ZM98 49H96L97 52H92V51H96V50H90V48H88L87 50H89V52H92V53L97 54V53H99V51H101V50L104 49V48H102V49H100V50H98ZM10 50H12V52H11ZM15 50H16V51H15ZM19 50H20V51L22 52V54H23V59L25 58V60H23V61H22V57H21L22 55L20 54L21 52H20ZM39 50H40V49H39ZM57 50L55 51L56 53L58 52ZM65 50H66V51H65ZM76 50H74V53H73V54H75V51H76ZM2 51H3V52H2ZM36 51H37V52H36ZM43 51H42L41 53H42L43 57L46 58V56H44L45 54L43 53ZM46 51H47L48 53H46ZM61 51H59V52H61ZM72 51H73V50H72ZM72 51H71V53H72ZM147 51H149V50H147ZM15 52H17V53L19 54V56L21 55V56H20L21 60H19L18 62H17V60H15V59H19V58H18L19 56L17 55V53L15 54ZM39 52H40V51H39ZM55 52H54V53H55ZM63 52H62V53H63ZM79 52H80V51H79ZM54 53H52V54H54ZM62 53H61V54H62ZM71 53H70L69 51H68V53H66V54L64 53L65 56L68 55V57H67V56H66V57H67V59L70 60V61H71V59H70L69 57L72 58V56H70ZM83 53H84V54H83ZM57 54H59V53H57ZM57 54H56V55H57ZM61 54H59L60 56H57V58H55V59H58V58H59V59L61 60V57L65 58V59L62 58V60H64V61H62L63 63L61 64V65H62V69H61V65H60L61 62L59 63L60 66L57 65L58 62H59V61H58L59 59H58V60H55L54 63L51 61V63H53L52 65H55L54 67L52 66L53 68L50 67V69L52 68V69H51L52 72H49V71H48V68H47V70H46V68L44 67V66H45L44 63H47V62H45L46 60H44V58L42 57L41 54H39V56L41 55V58H40V59H41V60H42V59L44 60V61H42L43 64L41 63V64L43 65V66H42L43 69L40 68L41 65H39V64H40L41 60L38 61V57H39L38 54H35V56H38V57H35V60H32V59H31L32 61H38V62H35V63H37L38 65L34 63V64H35V66H34V65H33V62L31 61V62H30L31 65L29 66V70H30V67H33V68H32V69H34L33 72H36V69L40 66V67L38 68L39 70H38V69H37V70L40 72V74L45 73V74H43L44 78L40 75V77H42V78H40V79H44V81H43V80H40V83H39V89H42V90L45 92L46 97H51V96H53L52 93H53L54 90L56 89L57 85H59V83H60L59 81L61 80V77H64L65 75H67V76H68V75H69V76H72V74H74V73H75V74H80V73L83 72L84 70H87V69H88V66H89V64H90V62H89V63H86V66H85V65L82 64V63L80 64L78 61H77L78 63L76 62L77 64H75V63H71V62H75V61H71V62H70V61H68V60L66 59V57H65L64 55H61ZM139 54H140V53H138V54H136V56H134V59H136V60H133V61L130 62V64H132L131 67H130V66H127V64L125 63V64L120 65L121 70H123L126 74H128L127 72H129L130 70H134V69H143V68H145V69L148 68V69H150V70H153V69L157 68V67H154V66H159V65H161V63H159V60H157V63H156V64H152L151 66H148V65L146 66L145 64H143V63L141 62V60H139V59H140V57L138 56ZM24 55H25L26 57H24ZM54 55H55V54H54ZM71 55H72V54H71ZM100 55H101V52H100ZM176 55H177V54H176ZM0 56H3V55L0 54ZM33 56H34V55H33ZM52 56H53V57H52ZM74 56H73V57H74ZM84 56H85V57H84ZM98 56H99V55H98ZM193 56H194V58H193ZM7 57H9V58L7 59V61L4 62V60H2V59H3V58L6 59ZM11 57H12V58H13V57H14V58L16 57V58L13 59V61H12V60H11ZM31 58H33V57H31ZM82 58H83V59H82ZM224 58H225V57H224ZM224 58H222V57H218V56H214V55H205V56H201V55H199V54H196V55L194 54V55H192V56L184 57L183 59H181V61H179V62H177V63H175V64L172 63V64H173L172 66H169V68L164 69V70L167 72V73H165L166 75L161 74V75H159V76H157V77L154 76V77H152V78H151V77L144 78V76H142L141 74H140V75H135V76L132 78V81H131L130 83L125 82V83L122 85V88H123V89H121V91H119V93H118V94H120V93H122V92H123V93L125 92L126 94H125V93H124V94L122 93V94L119 95V97H116V95H112L113 97H114V96L116 97V98H115V97L113 98V97L111 96V99H112L113 101H112V100H111V101H102V100H101V102H100L101 104L99 103V106H98V111H97L95 108H94V110H93V108H92L91 106H89V105H86V107H85V105H83L84 108L82 109V106H81V107H80L81 110H78V111H79L78 113H80V114H77L75 108H73V110H71L72 112H71V111L68 112V114H67L65 117H62V118L60 117V119H59L58 117H56V118H57V119H56V118L54 117V116H56V115L53 114V113H51L49 110H43V109L45 108V106H46V105L44 104V102L42 103L40 100H37L36 102L32 103V102H27V101H25V100H27V99H26V98H23V96H25V97H27L28 99H30V98H31L30 95H32L34 89H35L36 86H37V85H35V83L32 82L33 79H34V74H35V73L33 74V77L31 76L32 79H30V76H29V78H27V80H24L25 77H27V75H30L31 73H33L32 71L30 72V74L27 73V75H26V72H29V71L26 70V72H25V75H26V76H25V75L22 76V73L19 74V75H20L19 77L17 76V77H18V78H17L18 81H16V83H17V82H20V83H21V81H23L24 84H25V87L27 88V91H25V90H21V88L24 87L23 82H22L23 86H22V84H20V83H19V84H18V83H17V84H16V83H15V84L12 83L13 79L15 78L14 76H16V75H14L13 73H12V75H10V77H9L10 79H9L8 83H7V80H8V79H5V81H3V82H6L7 85H5L4 83L2 84V83H1L2 81L0 80V84H1L0 86L2 87V88H1V87H0V88L3 89V90H8V88H9V90H12L11 93L14 95L13 98L11 97L9 100H8V98H6V95H7V94H4V95H1V96H0V139H1L0 142H2V138H3L2 136H5V137L7 136V137H6V138H7L6 140H7V141L9 140L8 143H7V145H6V143H3L4 147H3L2 143H0V145H1V146H0V154H1V155H0V160H1V159L3 160V159L5 158L7 161H8V160L11 161V158H10V157H12L13 155H16V154L18 153V154L16 155V156H18V157L13 156V159H12L13 162H10V163H12V164H9V161L6 162L8 165H7L6 163H4V160H5V159L2 161L4 164L1 163V166H2V165H4V167H5L6 165L8 166V167L6 166L8 169H7L6 167H5V168L0 167L1 170H2V169H7V170H5V172H6V177H5V175H4V177H3V174L5 173L4 170L0 171V173H1L0 175L3 177L2 180L5 179V180H3V181H4V184L6 185V189L9 188V190H10V192H11V193H10V192L6 191V193H7V192L9 193V195L6 194L7 196H4V201L9 200V199H7V198H6V199H7V200H6L5 197H8V198H9V197H12V196H13V197H15V199H18V200H19V198H20L21 201L19 200V202H21L20 205H21V207H22V206H23V207H22L20 210H19V209H18V210H19V212H20L21 210L23 211V212H20L21 215L25 212V213H24L25 215L23 214V216H26V215H27L26 217H28V215H29V217H30V215H31L32 217L29 218V220H32L33 217H34L33 220H35V219H36V218H35V215H36V217H37V214H38V213L35 214V212L37 211V208H36V210L34 209V212H33V207L35 208V204H36V205H39V204L42 205V203L44 204V202H46V204H47V206H48V205H49V204H48V203H49V200H48V199L51 200V201H50V204L52 203V205H49L50 207H51V206L53 207V205H54V207H58L60 204H63V203H64V205H65L67 202H69V203H67L66 205H67V206L69 205V207L71 208L70 205L73 204V203H72V202H74L73 200H75L76 196H77L78 194L81 193V189H82V188L78 189V187H77V189H78V191H77L76 189L74 190V188H75L76 186H80V187H81V185H85V186L87 187V186H88V184H87L88 180H90V179L92 178V176H90V172L94 170V168H95V166H96L97 164L100 165L99 163H95L96 165L93 163V165H91L92 163L90 164V163L87 161V164H90V165H88V167H90V166L94 167V168H92V170H90V171L87 173L88 169H87V166H86V168H85V165H86V164H84V163H85L84 161H86V160L83 161V160H82L83 158H81V160H82V162H81V160H79V157H77V156H78V155H77L78 153L75 154V155L73 156V157L76 156L77 158H74V160L72 159V156H71L72 154H71V153H73V150L70 149V148H72V146H73V143H72V142H74V141L76 140V142H74V143H75L74 146H79V145H80V146H83V145H84V141L89 142V144H90L91 141H92L93 139H96V138H97L99 141H98L97 143H95V144H99V143L102 142V141H103L102 143L105 142V140H101V141H100V139H99L98 136H100L101 134L104 135V139H105L106 137H108V139H107L108 141H109V140H112V138L115 139L118 135H117V136H116V135L113 136V134H117V132H120L121 135H122L121 132H123V134H124L125 130L123 129V130L121 131V128H122L123 125L120 124V122H119L117 116L115 115V114H117V111H118L119 109H120V111H123V109L121 108L123 102H124V103H123V106H124V107H125L126 105H127L126 107H128V106L130 107V108H129V107H128V108H125L127 111H129L130 113H132V111L134 110L133 113H132L133 116H140V119H142V120L145 121V122H146V120H147V122L145 123L146 125H147V124H151V122H152L151 126L153 125L152 127H156V128H153V129H156V130H154V135H155V134H156L157 136L160 135V136H159V137H160L159 139H161V142H162L163 140L166 141V142H168V141H167L168 137H169V139L172 138L173 140H175V142H176V141H179V139H180V141L182 140V142H183V141L186 139V138H184V137H185V136H188V135L191 133V131H193V133H194V131H195V129H197V127H195V126H191V125H194V124H195L194 121L196 120V119H193V120H192V119H191V118H192L191 116H190L191 118L188 116L189 119H188L187 116H186L187 119L184 118V117H185V116H184V117H183V118H184V121H183L182 119H180V120L178 119V120H177V121H181V122H185L186 120H188V121L186 122V123H188V125H187L186 123H185V124H182L181 122L179 123V122H177L176 120H174L173 117H171V116L174 115V114L172 115V113H173V112L175 113V111H176L175 109H176V108H179V106L177 107V105H175L174 107H176V108L174 109V107H172V105H173V104H172V105L170 106V107H172V110H170V109H169V105H170V103H172V101H173V100H172V98H173L172 95H174V98H173V99H174V103H176V102H175V100H176V99H175V98H176V97H175V91L180 87V85L182 84V80H183V75L181 74V72H182V71L185 72V71H189V70L192 71V70H195V69H201V70L207 72V73L205 74L204 77H205V79L207 78V81L210 83V74H209L208 72H209L210 70H212L211 73H213V75H215V74L217 73V71L221 70V66H222V65H219V64L222 63V62L224 61ZM26 59H27V60H26ZM76 59H75V60H76ZM81 59H82V60H81ZM86 59H87V60H86ZM65 60H67V62H68V63L70 62V63L68 64ZM72 60H74V58H72ZM232 60H234V59H232ZM11 61H12V62H11ZM135 61H136V62H135ZM193 61H195L196 64H199V65H196ZM13 62H14V65L11 66L13 69L11 68L12 70H11V72H10V70H7V69H10V65H11ZM49 62H50V61H49ZM64 62L67 63V64H65ZM197 62H198V63H197ZM199 62H200V63H199ZM229 62H230V61H229ZM51 63H50V64H51ZM135 63H137V65H136ZM191 63H192V64H195V66H194V65H191ZM48 64H49V63H47V65H48ZM64 64H65V65H64ZM87 64H88V66H87ZM142 64H143V65H142ZM32 65H33V66H32ZM36 65H37V66H36ZM66 65H67V66H66ZM80 65H81V66L83 65V67H81ZM175 65H176V66H175ZM187 65H188V66H187ZM4 66H5V67L8 66L9 68L5 69ZM16 66H17V67H16ZM50 66H51V65H50ZM56 66H57V67H56ZM63 66H64V67H63ZM76 66H78V67H76ZM84 66H85V68H84ZM218 66H219L220 68H219ZM35 67H36V69H35ZM46 67H47V66H46ZM48 67H49V66H48ZM68 67H69V69H68ZM70 67H71V69H70ZM72 67H73V68H72ZM171 67L173 68V69H172L173 71L171 70ZM174 67H176V69H175ZM181 67H182V68H181ZM54 68H55V70H54ZM77 68H78V69H77ZM81 68H82V70H80ZM32 69H31V70H32ZM40 69H42V70L40 71ZM50 69H49V70H50ZM59 69H60V70H59ZM65 69H66V70H65ZM83 69H84V70H83ZM127 69H128V70H127ZM218 69H219V70H218ZM43 70H44V72H43ZM53 70H54V71H53ZM6 71H7V72H6ZM55 71H56V73H54ZM77 71H78V72H77ZM175 71H177L178 74H176ZM215 71H216V73H215ZM244 71H245V70H244ZM42 72H43V73H42ZM48 72H49V73H48ZM70 72H74V73H71V75H70ZM174 72H175V73H174ZM237 72H238V71H237ZM241 72H242V70H241ZM248 72H250V71H245V72H242V73H241L242 75H241V74H238V75H239V76L241 75L240 77H242V76L246 77V75L248 74V75H247V78H249L250 73H248ZM47 73H48V74H47ZM52 73H53V76H51ZM57 73H58V74H57ZM67 73H69V74H67ZM239 73H240V72H239ZM243 73H245V75H244ZM246 73H247V74H246ZM50 74H51V75H50ZM56 74H57V75H56ZM1 75H0V77H1ZM13 75H14V76H13ZM46 75H47L48 78L46 77ZM49 75H50V76H49ZM54 75H55V76H54ZM208 75H209V76H208ZM11 76H12L13 79L11 78ZM57 76H58V78H57ZM69 76H68V78H69ZM21 77H22V78H21ZM53 77H54L55 79H54ZM19 78L21 79V81H20ZM45 78H46V79H45ZM56 78H57V81L55 82L54 80H56ZM68 78H67V79H68ZM2 79H3V77H2ZM11 79H12V80H11ZM28 79H30V80L28 81ZM51 79H52L54 82H52ZM59 79H60V80H59ZM62 79H64V78H62ZM65 79H66V76H65ZM243 79H244V78H243ZM15 80H16V79H15ZM47 80H48L49 83L46 82ZM58 80H59V81H58ZM27 81H28V82H27ZM30 81L34 84V86H33V84L31 83L32 86L29 87L28 84H29ZM263 81H264V80H263ZM26 82H27L28 84H27ZM183 83H184V82H183ZM261 83H263V82H261ZM261 83H259V84H261ZM179 84H180V85H179ZM185 84H186V83H185ZM185 84H184V85H185ZM259 84H258V88H259V90H260L261 88L264 90V88L261 87V86H263L264 83H263L261 86H260ZM2 85H5V86H2ZM13 85H14V86H15V85H17V86L21 85V88L19 87V89H17V91H16L15 89H16L17 87L15 86V87H16V88H15ZM184 85L182 84L181 86H184ZM186 86H187V85H186ZM256 86H257V85H256ZM259 86H260L261 88H260ZM32 87H33V88H32ZM249 87H251V86H249ZM249 87L247 86V91H249V92H250V90H251V91H256V90H258V88H256V87H255L256 90H254V88L251 89V88H249ZM252 87H253V86H252ZM103 88H105V85H104V86H100V88L97 87L96 90L103 89ZM13 89H14V90H13ZM131 89H132V91H131ZM133 89H134V90H133ZM247 91H246V92H247ZM261 91H262V90H261ZM261 91H259V92H261ZM256 92H257V91H256ZM251 93L253 94V93H255V92H251ZM257 93H258V92H257ZM118 94H117V96H118ZM255 94H256V93H255ZM255 94H253V95H255ZM258 94H259V93H258ZM261 94H262V93H261ZM263 94H264V92H263ZM15 95H17V96H15ZM122 96H123V97L126 96V99L124 100V98H125V97H124L123 100H122V99H121ZM17 97H19V98H17ZM51 98H55V97L53 96V97H51ZM116 99H117V100H116ZM120 99H121L122 101H120ZM170 99H171V100H170ZM50 100H51V99H50ZM169 100H170V101H169ZM56 101H57V102H60V101H61V97H59ZM107 102H108V103L110 102V103L108 104ZM120 102H122V103L120 104ZM168 102H169V105H167ZM103 103H104V104H103ZM117 103H118V105H119L120 107L117 105ZM176 104H177V103H176ZM135 105H136V106H135ZM189 105H190V104H189ZM87 106H88L89 108H88ZM186 106H188V105H186ZM101 107H102V108H101ZM114 107H115V108H114ZM116 107H117V109H116ZM124 107H123V108H124ZM135 107H136V108L138 107V108L136 109ZM189 107H190V106H189ZM80 108H79V109H80ZM113 108L116 109V111H115ZM118 108H119V109H118ZM187 108H188V107H187ZM131 109H133V110H131ZM168 109H169L171 112L173 111V109H174L175 111H173V112L171 113V112L168 111ZM251 110H252V109H251ZM251 110L246 111L247 113H243V114L245 115V117H247L246 114H248L249 112H252ZM38 111H39V112H38ZM99 111H100V112H99ZM127 111H126V112H127ZM136 111H138V112H136ZM184 111H185V110H184ZM186 111H187V112H190V111H191V108H190V110L188 109V110H186ZM115 112H116V113H115ZM134 112H135V113H134ZM191 112H192V111H191ZM118 113H119V112H118ZM130 113H129V114H130ZM139 113H140V115H139ZM253 113H254V112H252V113H250V114L253 115ZM88 114H89V115L91 114V115H90L91 118H88V117H89ZM134 114H135V115H134ZM136 114H137V115H136ZM141 114H142V115H141ZM243 114H242V115H243ZM250 114H249V115H250ZM130 115H131V114H130ZM244 115H243V117H244ZM249 115H248V116H249ZM252 115L250 116V118H247V120H246V122H245V123H247V124H245V123L243 122V121H245V120H243V117L241 116V117H242V120H243V121H242V120H241V121L243 122L244 125H241L242 122H240V124L236 125L235 127L233 126V129H232V127H229V128H227L226 130L224 129V130L222 131V133H221V131H218V132L216 131V132H214V133H211V135L214 134V135H212L211 137L214 138V140H215V137H213V136H216V137H217L216 139H218L219 141H215V142H214L213 140H211V137H210V135H208V134H206V135H208V136L205 135L206 138L204 137V134H203V135H202V134H198V135H200V136L202 135V136L205 138V140H204L205 142H206V141H208V142L211 141V143H212V141H213V143H215V144L212 143V144H213V146H212L210 143H207V142H206L207 144H210V145H209L210 147L207 148L208 145L206 144V145H207L206 148H207L208 150L205 148V152H204V151H202V150L200 149V150H201L200 153H201V154L206 153L205 155H206V157H207V152H209L210 154H209V153H208V154H209L210 156H212V158L214 157V160H212V161H213V166H214V165L217 164V163H216V164H214V163L218 161V160L216 161L217 156H219V157H218V158H219V161L223 158V157H222V158L220 159V155H219V154H216L217 152H216V150L214 149V147H216V149H217V146H218L219 144H222V141H223V143H224V141H225V142H228V141H226V139H227V138H228L229 140L231 139V138H230V137H231L230 134H232V135L234 136V135H236V134H233V133H234L235 131H238V134H237V135H239V132L242 131V132H240V133H241V135H243V136L240 135V136L238 137V136L236 135V137H238L237 139H240V138H242V137H244V136H246V135L249 134V136H251V139L249 140V142H251L252 139L254 138V136H255V135L257 134V132L259 131V129L264 125V120L261 121V122H254V118L252 117ZM133 116H131V118H132ZM92 117H93V118H92ZM129 117H130V116H129ZM129 117H127L128 119L126 118L128 121H127V120H124V119H125V118H124V119H123L124 122H126V123L129 122V121L132 122V119L130 118V120H129ZM143 117H144V118H143ZM245 117H244V118H245ZM194 118H195V117H194ZM51 119H52V120H51ZM55 119H56V120H55ZM58 119L60 120V121H59V124H57V122H56V121H58ZM62 119L65 120V121H64L65 123H62V122H63ZM92 119H93L94 121H93ZM95 119H96V120H95ZM185 119H186V120H185ZM190 119H191V122H194L193 124H191ZM251 119H252V120H251ZM43 120H44L45 122H44ZM53 120H54V121H53ZM91 120H92V121H91ZM172 120H173V121H172ZM248 120H250V121H249L250 123L247 122ZM38 121H39V122H38ZM41 121H42V122H41ZM46 121H47V122H46ZM61 121H62V122H61ZM90 121H91V122H90ZM148 121H151V122H148ZM174 121H176V122L174 123ZM40 122H41V123H40ZM43 122H44V123H43ZM53 122H54V123H53ZM94 122H95V123H94ZM130 122H129V124H130ZM170 122H171V123H170ZM172 122H173V124H172ZM251 122H252V123H251ZM37 123H38L39 126L37 125ZM55 123H56V124H55ZM91 123H92V124H91ZM126 123H125V124L123 123L124 126H127ZM167 123H168V124H167ZM169 123H170V125H169ZM255 123H256V124H255ZM258 123H260V124H258ZM261 123H262V124H261ZM40 124H43L42 127H40ZM54 124H55V125H54ZM85 124H86V125H85ZM88 124H90V126H88ZM94 124H95V125H94ZM96 124H97V125H96ZM118 124H119L120 127L118 126ZM129 124H128V126L131 125V124H130V125H129ZM178 124H179V126H178ZM250 124H251V125H250ZM36 125H37V126H36ZM91 125H92V126L94 125V126L91 127ZM121 125H122V126H121ZM132 125H133V123H132ZM132 125H131V126H132ZM168 125H169V126H168ZM255 125H256V126H255ZM84 126H85V127H84ZM86 126L91 127L90 130H89V133H88V131H86L87 128H88V127H86ZM95 126L97 127L96 129H98V130H95V129H94ZM98 126H99V128H100V131H99ZM148 126H149V125H148ZM176 126H177V127H176ZM180 126H181V127H180ZM187 126H188V128H187ZM247 126H249V127H247ZM252 126H254L255 128L252 127ZM35 127H38V128H35ZM39 127H40L42 130H41ZM65 127H66V128H65ZM118 127L120 128V130H119ZM149 127H150V126H149ZM185 127H186V128H185ZM191 127H192V129H191ZM193 127H194V128H193ZM245 127H247V128H245ZM12 128H13V129H12ZM23 128H24V131L21 130L22 132H20L19 130H20V129H23ZM26 128H29V129H26ZM31 128H32V131L34 130V128H35V130H36V131L34 130L33 133H34V132H36V133L38 132L37 134L39 135V133L41 132L40 135H39V137L42 135L43 137L41 136V139H43V141L45 140L44 143H46V145H47L46 148L49 147V151L46 149L47 151H46V153H45V154H47V153L49 154V155H47V156L45 157V158H48V160H45V162H44V161H43V162L46 164V161H47V163H49V160H50V163H51V164H50V163H49V164L52 166V161H53V166H55V165L57 164L56 162H59V160H60V162L62 161L63 164H61L62 162H61V163L59 162V164H58L57 166H59V168H61L59 171H61L62 174L64 175V176L62 175L63 178L67 177L68 174L66 173V170H67L68 168H71V169H70V172L72 173V176H74V178H75V175H73L74 170L76 171V169H80L79 171H82V172H80V173H83V172L85 173V172H86V174H88V176H86L88 180H87V181L85 180L86 182H84V183H86L87 185L84 184L83 182H82V184H81V181H82V180H81L80 178H81L82 174H80V173L78 174V172H79L78 170H77L78 172L76 171L77 174H76L75 172H74V173L77 175L76 178L79 177V179L77 178L78 180H77V179L74 180V178H73V180L76 181L77 183L80 182V184H79V183L77 184L76 182H73V184L76 183V184H75L76 186H73L74 188H73V187H70V189H69L68 186H67V187H68V188H67L66 185H63V184H59V185H63V186H65V187H62V189H61L59 186L57 187V188H59V189H57V188H56V189H55V188H54V189L51 188L52 185H53V187L56 186L55 184H57L59 181H60L61 183H65V182L63 181L64 179H63V180H60V178H56V177L53 178V177H52V174H53V176H54V175L57 176V175L54 174V173H52V174L49 173V174H48V173L46 172V173L49 175V177L51 176V177L53 178V180H54L55 178H56L57 180H59L58 182H57V180H56V183H53V182H55V181L51 180V182L53 181V182H52L53 184H50L51 182L49 183L47 179H46V182H44V181L42 180V181H43L44 183H46V184H43V182L40 180V181L42 182V185H41L40 181H38V182H39V183H38L39 185L36 183L37 181L33 182V180H35V179H36V180L39 179V178H36V177H38L39 175H40V178H41L42 173H41V174H39V173L42 172V171H44L45 168L42 167L43 169H42V171H41V170H40V169H41V168H40V167H41L40 165H41L42 163L39 164V161H40V160L42 161V158H43L42 155H44V153L41 154V157H42V158H41L40 160H39L38 158H36L37 160L34 159L35 156L39 157L40 155L38 154V153H39L38 151L35 152V151H36V148L34 147L35 145H34L32 142H34V140H35V138H36L37 135H36V133H34V135H33V133L31 134V132H32V131H31ZM64 128H65L66 131H63ZM92 128H93L95 131H99V132L96 133V132H94V130L92 131V130H91ZM150 128H151V127H150ZM176 128H178V129L176 130ZM234 128H237L238 130H237V129H234ZM250 128H251V129H250ZM18 129H19V130H18ZM81 129H82L83 131H82ZM88 129H89V128H88ZM114 129H115L116 131H115ZM153 129H152L151 131H153ZM186 129H191V130H190V132H188ZM244 129H245V130H244ZM249 129H250V130H249ZM27 130H30L31 132H29V131L27 132ZM43 130H44V131H43ZM230 130H232V131H230ZM247 130H248V131H247ZM25 131H26V132H25ZM111 131H112V132H111ZM155 131H156V133H155ZM185 131L188 132V135H187V133H185ZM229 131H230V132H229ZM243 131H244L245 134H243ZM245 131H246V132H245ZM3 132H4V133H3ZM67 132H69V133H67ZM82 132H84V133H82ZM91 132H92V133H91ZM100 132H101V133H100ZM115 132H116V133H115ZM196 132H197V131H196ZM196 132H195V133H196ZM231 132H233V133H231ZM17 133H21V134H22V135H21V136H22L21 138H22V139L24 138V139H23V140H24V141H23L24 143L21 142V138H19L20 135L18 136ZM25 133H26V135H25ZM29 133H30V134H29ZM44 133H45V134H44ZM50 133H51V135H50ZM70 133H71V134H70ZM74 133H75V134H74ZM90 133L93 135L92 137H91V134H90ZM125 133H126V132H125ZM137 133L140 134V132H137ZM137 133H136V134H137ZM193 133H192V134H193ZM215 133H216V135H215ZM220 133H221V134H220ZM225 133H226V134H225ZM229 133H230V134H229ZM236 133H237V132H236ZM1 134H2V135H1ZM27 134H28V136H27ZM52 134H53V135H52ZM69 134H70V135H69ZM73 134H74V135H73ZM84 134H85V135H84ZM86 134H87V135H86ZM96 134H97V135H96ZM99 134H100V135H99ZM105 134H106V135H105ZM110 134H111V135H110ZM118 134H119V133H118ZM120 134H119V135H120ZM138 134H137V136H138ZM152 134H153V133H152ZM183 134H184V135L186 134V135L184 136ZM228 134H229V135H228ZM31 135H32V136H31ZM68 135H69V136H68ZM71 135H72V136H71ZM75 135L78 136L77 139H79V140H80V139H82V140L84 139V141H80L81 143H80V142H77V141H78V140L76 139L77 136H75ZM83 135H84V136H83ZM88 135H90V136H88ZM107 135H108V136H107ZM109 135H110V136H109ZM140 135H141V134H140ZM154 135H153V136H154ZM156 135H155V136H156ZM180 135H181L182 137H181ZM221 135H222V136H221ZM23 136H25V137H23ZM74 136H75V137H74ZM87 136L90 137V139H91V138H92V139L90 140ZM94 136H97V137H94ZM105 136H106V137H105ZM112 136H113V137H112ZM115 136H116V137H115ZM125 136H127V134H125ZM125 136L122 135V136H120V138H119V136H118V138H116V140L113 139V140L115 141L114 144H116L117 141H120V142H117V143H119V144H120L121 142H125V140L127 139V137L129 138V135H128V136L126 137V139L123 141L122 138H125ZM137 136H136V137H137ZM162 136H163V137H162ZM183 136H184V137H183ZM202 136H201V137H202ZM229 136H230V137H229ZM17 137H18V138H17ZM31 137H32V138H31ZM33 137H35L34 140H32ZM79 137H81V138H79ZM84 137H85V138L87 137L86 140H85ZM93 137H94V138H93ZM100 137L102 138V136H100ZM109 137H110V138L112 137V138L110 139ZM121 137H122V138H121ZM136 137H135V138H136ZM151 137H152V135H151ZM179 137H181V138H179ZM191 137H192V135H191ZM207 137H210V140H208L209 138L207 139ZM220 137H221V139H219ZM10 138H11V139H10ZM67 138H68V139H71V138L73 139V138H74L75 140H74V139H73L74 141L70 140V141H72V142L70 143L69 140H67ZM135 138H134V140H135ZM140 138H141V136H140V137L138 136V139H140ZM163 138H166V139H163ZM182 138H183L184 140H183ZM187 138L190 139V140L186 139V140L188 141L187 143H192V142L194 143V142H195L197 139H199L200 137L197 138V133H196V139H193L192 142H191V138H190V136H188ZM194 138H195V135H194ZM29 139L32 140L31 143L29 142V141H30ZM88 139H89L90 141H89ZM97 139H96V141H97ZM102 139H103V138H102ZM117 139H119V140H117ZM120 139H121L122 141H121ZM136 139H137V138H136ZM138 139H137V140H138ZM146 139H147V138H146ZM224 139H225V140H224ZM228 139H227V140H228ZM4 140H5V138H3V142H4ZM6 140H5V142H6ZM11 140H12V141H11ZM46 140H47V141H46ZM107 140H106V142H107ZM137 140H136L137 144H136V143H134V144H136V147L141 146V144H140V145L138 144L140 141H137ZM140 140H141V139H140ZM143 140H144V139H143ZM143 140H142V141H143ZM148 140H149V139H148ZM148 140H146V141L144 140V142H147V143H148ZM173 140H171L170 143L173 144V142H174ZM186 140L184 141V143L186 142ZM201 140H203V139L201 138L200 140H197V141H196V143L194 144L195 147H199V146H200V145L197 144V142H198V141H201ZM51 141H52V142H51ZM94 141H95V140H93V144H92V145H94ZM114 141H111V142L113 143ZM164 141H163V143H164ZM172 141H173V142H172ZM180 141H179V142H180ZM204 141H203V142H204ZM17 142H18V143H17ZM66 142H67V143L69 142L68 145H67ZM106 142H105L104 144H101V143H100V144H101V145H107ZM111 142H110V144H111V145H110V148H109V147H108V148H109V150H112V149H113V151H114V150L116 149V147H115V149H114V148H113L114 145H113ZM127 142L129 143V140H128ZM133 142H134V141H133ZM144 142H143V143H144ZM175 142H174V144H175ZM203 142H202V144H203ZM205 142H204V143H205ZM220 142H221V143H220ZM9 143H10V144H9ZM14 143H16V144H14ZM50 143H51V144H50ZM52 143H53V144H52ZM76 143H80V144H77V145H76ZM82 143H83V145H82ZM107 143H108V142H107ZM128 143H124V144H128ZM140 143H142V142H140ZM170 143H169V144H170ZM180 143H181V142H180ZM180 143L176 142L175 145H176V146H179ZM17 144H18L19 146H17ZM30 144H31V145H30ZM63 144H65V146H64ZM71 144H72V145H71ZM86 144H87V143H86ZM89 144H87L88 147L92 146L91 144H90V146H89ZM100 144H99V145H100ZM172 144H170V145L172 146ZM177 144H178V145H177ZM199 144H201V143L199 142ZM202 144H201V146L205 145V144H203V145H202ZM217 144H218V145H217ZM8 145H9V146H8ZM10 145H14V146H10ZM22 145H23V146H22ZM27 145H28V146H27ZM33 145H34V146H33ZM49 145H50V146H49ZM53 145H54V146H53ZM101 145H100V149L102 148ZM116 145H117V144H116ZM116 145H115V146H116ZM129 145H130V143H129ZM197 145H198V146H197ZM24 146H25V147H24ZM29 146H30L31 148H33L34 151H33ZM52 146H53V147H52ZM61 146H62V147H61ZM66 146H67V148H68V151H67V148H65ZM68 146H71V147L69 148ZM96 146H97V145H96ZM108 146H109V143H108ZM111 146H112V147H111ZM163 146H165V145H163ZM176 146H175V147H176ZM5 147H9L10 151L12 150L11 152H13L14 154L11 156L10 153L8 152L9 149L7 150V148H5ZM17 147H18V148H17ZM20 147H21V148H20ZM56 147H57V148H56ZM160 147H161V146H160ZM204 147H205V146H204ZM204 147H202V149H204ZM3 148H4V149H3ZM13 148H14V149H13ZM34 148H35V149H34ZM54 148H55L56 150H55ZM64 148H65L66 150H65ZM79 148H80L79 150H82L81 147H79ZM85 148H86L87 150H89L91 147H90L89 149H88L87 147H84L83 150H84ZM199 148H201V147H199ZM210 148H211V149H210ZM5 149H6V151H5ZM17 149L19 150V152H18ZM26 149L28 150V152H27ZM72 149H73V148H72ZM86 149H85V150H86ZM104 149H105V148H104ZM171 149H172V148H171ZM196 149H198V148H196ZM196 149H195V148L193 149V150L196 151V152L194 151V152L196 153V155H195L194 152H192V153H194V155H195V157H194V155H193L192 158H196V156L198 157L197 151H198L199 149H198V150H196ZM2 150H3V151H2ZM15 150H16V151H15ZM50 150H51L52 153L50 152ZM57 150H58V151H57ZM69 150H70L71 152H70ZM97 150H99V149H97ZM107 150H108V149H107ZM107 150H106V152H105V150H103V148H102V152H103L102 155H103V154H105V156H106V154L108 155V153H109L110 151H107ZM200 150H199V151H200ZM206 150H207V151H206ZM30 151H31V152H30ZM56 151H57L58 153H56ZM66 151H67V152H66ZM100 151H101V150H100ZM100 151H98V152H100ZM199 151H198V153H199ZM4 152H5V153L8 152L9 155H8L7 153H6L5 155H3ZM23 152H24V153H23ZM32 152H33L34 155L32 154ZM74 152H75V151H74ZM203 152H204V153H203ZM2 153H3V154H2ZM28 153H29L30 155H29ZM36 153H37V154H36ZM112 153H113V152L111 151V154H112ZM189 153H190V152H189ZM214 153H215V154H214ZM11 154H12V153H11ZM31 154H32V155H31ZM70 154H71V155H70ZM111 154H110V156L108 155V156H106V157H108V159H109V157L111 158V157L113 156V154H112V155H111ZM114 154H115V153H114ZM7 155L10 156V157H9L10 159L8 158ZM19 155H20V156H19ZM28 155H29V157H28ZM50 155H51V156H50ZM188 155H189V154H188V152H187V156H188ZM205 155H204V156H205ZM239 155H241V154H239ZM23 156H25V157H23ZM48 156H49V157H48ZM103 156H104V155H103ZM185 156H186V154L184 155V157H185ZM187 156H186L185 159L188 160V163L191 162V163H193L192 165H193L194 167L196 166V167H195L196 170H195L194 172L189 173L191 169H189V171H187V168H188V167L186 168V170L182 168V165H184V164L187 163V162L184 163L185 159H184V157H183V160H181V162H182V161H183V162H182V164H181L180 170H179V168H178V169H176L177 172H175V174L178 173V172L180 173V176L178 175L179 173H178L177 175L179 176V178L181 177V178H180L181 181L178 180L179 178H178L177 175H176V177H175L174 179H175V181H176V178H177L178 183H176L177 181L175 182L173 178H171V179H172V183H170L171 181L168 179L170 176L167 178L170 182H169L167 179H164V180L162 179L163 182H165V181L167 180V182H165L166 185L168 184V182H169L170 184H174V183H175L174 185H178V187L181 185L180 189L183 188L182 191H184V192H182V191H181L182 193L179 192L177 197H180V198H178L177 200H176V198H175V200L172 202V204H174V202H175L176 205H178L179 202H180V203H181L180 205H178V206L173 205V206H172V210H171V207H170V204H171V203L167 205L166 208H168V209H165V212H166L165 216H167L168 218L165 219V220L163 221V223H162L163 225H162V227H161V228H164V230H163L164 232L161 233V234H159V235H155V234H154V235H155V236H159V237L161 238V240L164 241V239H165V237L168 235V233H169V232L171 233V232L173 231V229L176 228V230H178V231L180 230L179 232H177V234L179 235V233H181L179 236H182V234H184L182 238H183L185 241L187 240L189 246H190L192 249H195L194 238H195L196 221H195L194 219L197 218V217H198V219H199V214H196V215H195V214L193 213V212H194L193 209H197L198 212H199V213L201 212V214H202V212L206 209V207H207L208 205H210L213 201H215V200H217V199H219V198H221V197H223V196H226V195H232V194H248V193L250 192L248 195L258 196V197H260V198H263V200H264V192H263V191L257 186V184H256V183L254 182V180L252 179L250 173L248 172V169H247V166H246V163H247V162H246V159L244 158L243 154H242L241 156H238V157H239V158H238V161L240 160L239 165H241L242 170H239V171H237V172H240V171H241L240 174L237 175V173H235L236 170H235L234 172H232L231 174H230V171H229V170H227V172H229V173H225V175L230 174V176H231L233 173H235L234 175H232V177L234 176V178H231V179H233V183H232V180H230L231 183H232V186L230 185L231 183L228 184V182H226V181H225V182H226L229 186H228L226 183H225L224 185H222V184L224 183V181L221 183V181H222L221 178L224 180L225 177H226L223 173H222V174H223L225 177H224L223 175H222L223 177H221V175H220V177H219V174H220L219 170L221 169V170H220L221 172H223V171L225 170V169L221 166V164H220L221 162L219 163V161H218V164L216 165L217 167H215L217 170L214 168L215 170L213 169V171L210 170V169H209V170H206V171H205V170H202V171H201V169H199V168H201V167H199V166H197V165H201V164H202V161H198V162H196L195 159H192V160H191V155H190V157H187ZM200 156H201V155H200ZM200 156H199V157H200ZM1 157H2V158H1ZM3 157H4V158H3ZM6 157H7V158H6ZM14 157H15L16 159H15ZM52 157H53V158H52ZM57 157H58V158H57ZM68 157H69L70 159H68ZM28 158L31 159V160H32V158H33L32 162H30L31 160L29 161ZM45 158H43V159H45ZM187 158H188V159H187ZM208 158H209V156H208ZM212 158H211V159H212ZM14 159H15V160H14ZM51 159H53V160H51ZM55 159H56V161H55L56 164L54 165V160H55ZM75 159H77V160H79V161H77V160H75ZM189 159H190V160H189ZM200 159H201V157H200ZM209 159H210V158H209ZM6 160H5V161H6ZM16 160H17V161H16ZM38 160H39V161H38ZM57 160H58V161H57ZM71 160H73V161H71ZM193 160H194V162H192ZM198 160H199V159H198ZM241 160H242V161H241ZM15 161H16V162H15ZM26 161H27V162H26ZM35 161H36V163L38 162L37 164H39L38 166L36 165L37 167L33 165V164L35 163ZM74 161H76V162H74ZM214 161H215V162H214ZM221 161H223V159H222ZM14 162H15V163H14ZM18 162H19V163H18ZM80 162H81V163H80ZM195 162H196V163H195ZM200 162H201V163H200ZM243 162H244V163H243ZM13 163H14V164H13ZM32 163H33V164H32ZM65 163H66V164H65ZM198 163H199V164H198ZM5 164H6V165H5ZM49 164H47V166H48ZM77 164H78V165H77ZM83 164H84V165H83ZM189 164H190V163H189ZM210 164H211V167L213 168L212 163H210ZM247 164H248V163H247ZM9 165H10V166H9ZM12 165H13V166H12ZM43 165H44V164H43ZM62 165H64V166H62ZM66 165H67V166H66ZM68 165H70V166H68ZM74 165H76V167H75ZM94 165H95V166H94ZM186 165L189 166V168L193 167L191 164H190V165L186 164ZM186 165H185V166H186ZM30 166H31V167H30ZM39 166H40V167H39ZM44 166H45V165H44ZM53 166H52V167H53ZM57 166H56V167H57ZM77 166H78V167L80 166V167L78 168ZM81 166H82L83 168H81ZM185 166H184V167H185ZM209 166H210V165H209ZM33 167H34V168H35V167L37 168L38 173L35 171L36 169L34 170ZM45 167H46V166H45ZM52 167H50V168H52ZM56 167H53V168L55 169ZM99 167L101 168V166H96V168L99 170L100 174H99V172L97 171V169H95V170L93 171V172H95L96 176L98 175V176H97L98 178H99V175H100V178H101V179L99 178V180H98V178H95V176H94V180L97 179V180H96L97 182H99L100 180H102V177L104 176V175H103L104 172H102L103 169L101 168L102 171H100ZM197 167H199V168H197ZM211 167H209V168H211ZM38 168H39V170H38ZM84 168H85V169H84ZM207 168H208V167H207ZM212 168H211V169H212ZM48 169H49V168H48ZM54 169H51V170L53 171ZM56 169H57V168H56ZM56 169H55V170H56ZM64 169H65V171H64ZM72 169H73V170H72ZM86 169H87V170H86ZM197 169H198V172H197ZM205 169H206V168H205ZM218 169H219V170H218ZM51 170H50V171H51ZM57 170H58V169H57ZM71 170H72V171H71ZM85 170H86V171H85ZM172 170L175 171V169H172ZM172 170L170 169V172H171ZM181 170H182V171H181ZM183 170H185V171H183ZM32 171H33V172L35 171L34 173H36V177H35V179L33 178L35 175L32 176V175H33V172H32ZM39 171H40V172H39ZM52 171H51V172H52ZM67 171H69V169H68ZM96 171H97V172H96ZM174 171H173V172H174ZM180 171H181V172H180ZM203 171H205V174H206V175H204L203 173H202L203 175H201V172H203ZM207 171H208V172H207ZM215 171H216V173H217L216 175H218V178H217V179H218V181L220 180V181H219L220 183H219V182L217 183V181H216L217 179H216L215 177H217V176L215 175V177H214V175H212V174L215 173ZM231 171H232V170H231ZM2 172H4V173L2 174ZM7 172H8V173H7ZM48 172H49V171H48ZM53 172H55V171H53ZM56 172H57V171H56ZM61 172H58V176H59V177H60V175H61V174L59 175V173H61ZM70 172H69V174H70V178H72ZM101 172H102V174H101ZM170 172L166 171V173H168V174H169ZM182 172H184V173L186 172V174H183V176L185 177V175H186L187 178H186V177H185V178L182 177ZM209 172L211 173L210 175L208 174ZM218 172H219V174H218ZM225 172H226V171H225ZM30 173H31L32 175H31ZM43 173H44V172H43ZM46 173H44V174L46 175ZM91 173H92V172H91ZM97 173H98V174H97ZM163 173H164V172H163ZM188 173H189V174H192V177L194 176V179H192L194 182L191 181V182H190V185H189V183L185 180V179H189V177L191 176V175H190V176L188 177V175H189ZM37 174H39V175H37ZM44 174H43V175H44ZM65 174H67V175L65 176ZM104 174H105V173H104ZM171 174H172V172H171ZM207 174H208V176H207ZM8 175H9L10 177H9ZM28 175H29V177H28ZM30 175H31V177H30ZM43 175H42V176H43ZM45 175H44V177L46 178ZM80 175H81V176H80ZM83 175H84V174H83ZM92 175H94V173H93ZM101 175H102V176H101ZM107 175L109 176V173H106V176H107ZM110 175H111V174H110ZM196 175H197V176H196ZM58 176H57V177H58ZM68 176H69V175H68ZM84 176H85V175H84ZM84 176H82V179H83V180H84ZM201 176H203L202 178H204V179H202ZM230 176H229V178L227 177L228 180L230 179ZM236 176H237V177H236ZM27 177H28V178H27ZM49 177L47 176V178H49ZM86 177H85V178H86ZM88 177H89V178H88ZM199 177H200V178H199ZM205 177H206V178H205ZM209 177H210V178L214 177V178L216 179V180L213 179V180L216 181V184L214 183L215 185H214V184H213V185H212V184L210 185V182L212 181L211 183H213V180L210 181V178H209ZM6 178H7V179H6ZM30 178H31V179H30ZM32 178H33V179H32ZM45 178H44V179H45ZM103 178H105V176H104ZM219 178H220V179H219ZM11 179H12V180H11ZM65 179H66V183H67V179H69V177H67V178H65ZM190 179H191V177H190ZM196 179H198V180H196ZM208 179H209V181H207ZM227 179H226V180H227ZM235 179H236V180H235ZM237 179H238V180H237ZM10 180H11V181H10ZM31 180H32L33 183H30ZM49 180H50V178H49ZM79 180H80V181H79ZM91 180H92V179H91ZM91 180L89 181V183H90V182H92V184L95 183V181H93V180L91 181ZM204 180L208 182L207 185H206L207 182H205ZM6 181H9V182H6ZM173 181H174V182H173ZM184 181H185V182H184ZM188 181H190V180H188ZM203 181L205 182V184L203 183ZM234 181H236L237 184L234 183ZM28 182H29V183H28ZM100 182H101V181H100ZM180 182H181V183H180ZM199 182H200V183H199ZM6 183H7V184H6ZM48 183H49L51 186H49ZM70 183H71V184H70ZM70 183H69V181H68V185L70 184V186H72V182H70ZM183 183H184V185H182ZM186 183H187L188 185H186ZM193 183H194V184H193ZM4 184H3V185H4ZM8 184H9V185H8ZM31 184H32V185H31ZM36 184H37V185H36ZM47 184H48V185H47ZM90 184H91V183H90ZM90 184H89L88 187H90V186H94L95 184L97 185V183H95L94 185H90ZM201 184H202V185H201ZM218 184H219V185H218ZM44 185H45V186H44ZM168 185H169V184H168ZM185 185H186V186H185ZM200 185H201V186H200ZM226 185H227V186H226ZM236 185H237V186L239 185L241 188H244V189L247 188L249 192L247 193L246 190L243 191V192H241L242 189L240 190V187L238 188ZM7 186H10V187H7ZM31 186H32V187H31ZM40 186H41L42 188H40ZM98 186H99V183H98L97 187H98ZM170 186H171V185H170ZM183 186H184V187H183ZM197 186H198V187H197ZM207 186H208L209 188H208ZM214 186H215V187H214ZM218 186H221V187L223 186V187L221 188L222 190L219 189L220 187L218 188ZM233 186H236L237 188H235L234 192H233V191L231 192V190L234 189ZM0 187H1V186H0ZM4 187H5V186H3V188H4ZM24 187H25V188H24ZM82 187L85 189L84 186H82ZM88 187H87L86 189H88ZM173 187H175V186H173ZM176 187H177V186H176ZM186 187H189V189H188V188L186 189ZM205 187H206V188H205ZM211 187H212L213 190L211 189ZM228 187H229V188H228ZM3 188L0 189V190H3ZM27 188H28L29 190H28ZM33 188H34V189H33ZM48 188H49V189H48ZM66 188H67V190H66ZM71 188H72V189H71ZM94 188H96V187H94ZM98 188H99V187H98ZM98 188H96V190H98ZM184 188H185V189H184ZM194 188H195V189H194ZM230 188H232V189L230 190ZM4 189H5V188H4ZM6 189H5V190H6ZM12 189H13V190H12ZM26 189H27V190H26ZM31 189L33 190V192H32ZM43 189H44V190H43ZM84 189H83V190H84ZM205 189H206V190H205ZM226 189H227V190H226ZM5 190H4V191H5ZM11 190H12V191H11ZM17 190H18V191H17ZM37 190H38L40 193H39ZM48 190H49V191L52 190L53 192H52V193L50 192V193H51V194L55 193V194L51 195L50 193H48ZM58 190H59V192H58ZM60 190H66V191H69V190H70V193H71L70 195H73V194L75 195V194H76V193H74L75 191H77V193L80 191V193H78L76 196L73 195V196H74V197H73L74 199H73L72 196H71V199H72V200H65V201H64L63 199H66V198L68 199V196H67V195L69 194V192H67L68 194L66 193L67 195H64L65 192L63 193V192L60 191ZM71 190H72V191L74 190V192H71ZM89 190H91V187L89 188ZM193 190H195V191H193ZM196 190H197V191H196ZM211 190H212V192H210ZM236 190H239L240 192H237ZM24 191H25V194L27 193V191H28L29 193H28L27 195H25V194H24ZM41 191L44 192V194H45V192H46L45 197H46V196H50V198H47V201L44 200V199H46V198H44V196L41 194V193H42ZM92 191H93V189H92ZM192 191H193V192H192ZM226 191H227V192H226ZM235 191H236V192H235ZM0 192H1V191H0ZM2 192H3V191H2ZM12 192H14V193H12ZM30 192H31V193H34V192H35V193H37L36 195H38V193H39L38 197L34 198V203L32 202V203H33V204H32L33 207H32V206H28V205H29L28 203L30 202V200L33 201V199H30V198H31V193H30ZM56 192H58V195H57V196H58V197L60 196L59 198H57V196H56L57 193H56ZM186 192H187V193H186ZM191 192H192V193H191ZM218 192H219V193H218ZM244 192H245V193H244ZM3 193H4V192H3ZM59 193H60V195H59ZM62 193H63V194H62ZM72 193H73V194H72ZM194 193H196V194H194ZM197 193H198V194H197ZM200 193H201V194H200ZM202 193H203V194H202ZM210 193H211V194H210ZM213 193H214V194H213ZM215 193H216V194H215ZM19 194H20V195H19ZM29 194H30V198H29V196H28ZM40 194H41V195H40ZM189 194H191V195H196V196H195V198H194V196H193V198H192V197H189ZM199 194H200V195H199ZM209 194H210V195H209ZM10 195H11V196H10ZM24 195H25L26 199H25ZM32 195H34V194H32ZM63 195L65 196V198H64ZM70 195H69V196H70ZM205 195H207V197H205ZM21 196H22V197H21ZM61 196H63V199L61 198ZM181 196H182V197H181ZM198 196H199V197H198ZM17 197H18V198H17ZM32 197H33V196H32ZM34 197H35V196H34ZM39 197H40V198H39ZM42 197H43L44 199H42ZM53 197H55V199H54ZM188 197H189V198H188ZM27 198H28V199H27ZM38 198H39L40 200L42 199V201H43V200H44V201H43V202L41 201V202H39V203H35V201H36L35 199H38ZM191 198H192L193 200H190ZM203 198H204L205 200H204ZM11 199H12V198H11ZM11 199H10V200H11ZM15 199H13V200L16 201ZM29 199H30V200H29ZM58 199H59V200H58ZM69 199H70V198H69ZM10 200H9V201H10ZM13 200H12V201H13ZM18 200H17V201H18ZM27 200H28V201H27ZM52 200H54V201H53L54 204H53ZM55 200H56V201H55ZM198 200H199V201H198ZM201 200H202L203 203L201 202ZM9 201H7V202H9ZM14 201H13V202H14ZM22 201H23V202H22ZM60 201H62V202L64 201V202L61 203ZM71 201H72V202H71ZM185 201H186V204H187V201H188V203H189V207H187L188 204H187V206L185 205V203H184ZM19 202L16 203V204L19 205ZM27 202H28V203H27ZM37 202H38V200H37ZM57 202H58V204H55V203H57ZM59 202H60V204H59ZM70 202H71V204H70ZM190 202H191V203H190ZM22 203H23V204H22ZM194 203H196V204H195V207H194ZM7 204H8V206H9V204L11 205V202H10V203H6V205H7ZM13 204L16 206V208L18 207L15 203H12V205H13ZM46 204H45V206H46ZM14 205H13V206H14ZM20 205H19V206H20ZM30 205H31V202H30ZM55 205H56V206H55ZM64 205H63V206H64ZM66 205H65V207H67ZM184 205H185V206H184ZM191 205H192V207L190 208ZM13 206H12V207H13ZM26 206H27L28 208H31V207H32L31 210H29L28 208H26ZM42 206H43V205H42ZM45 206H44V207H45ZM73 206H74V205H73ZM183 206H184V209H185V210L187 209L186 211H187V213H189L190 215L187 214V213L185 212V210H183ZM24 207H25V208H24ZM36 207H37V206H36ZM69 207H67V208H69ZM185 207H186V208H185ZM13 208H14V207H13ZM19 208H20V207H19ZM63 208H64V207H63ZM95 208H96V207H95ZM95 208L93 207V209H92V208L90 209V210H92V211H90V214H91V213L94 214V213L96 212L97 208H96V209H95ZM179 208H181L180 210H182V211L178 213L177 210H179ZM192 208H193V209H192ZM27 209H28V210H27ZM64 209H66V208H64ZM174 209H176V210H174ZM15 210H16V209H15ZM18 210H16V211L18 212ZM24 210H25V211H24ZM93 210H94V211H93ZM190 210H191V212H189ZM27 211H28V212H27ZM29 211H30V212H29ZM31 211L33 212V214H32ZM169 211H171L172 213L170 212V213H171V214H170ZM19 212H18V214H17V213H16V214H17V215H20ZM26 212H27V213H26ZM37 212H38V211H37ZM176 212H177L176 219H173V218H175L174 216H175ZM183 212H184V213H183ZM167 213L170 214V215H167ZM39 214H40V213H39ZM39 214H38V217L40 216ZM44 214H45V213H44ZM46 214L48 215V214H52V213H48V212H47ZM56 214H57V213H54V215L52 214L53 216H51V217H55ZM92 214H91V215H92ZM178 214H180V216H179ZM182 214H183V215H182ZM185 214H187V215L185 216ZM191 214H192V215H191ZM201 214H200V215H201ZM41 215H42V217H43V213H42ZM62 215H64V214H62ZM67 215H68V214H65V216H67ZM76 215H77V214H76ZM80 215L82 216L83 214H79V216H80ZM188 215H189V216H188ZM10 216H11V215H10ZM48 216H49V215H48ZM59 216H61V215H58V217H59ZM68 216H69V215H68ZM68 216H67L66 218H68ZM79 216L77 215V217H79ZM177 216H178V218H177ZM26 217H25V218H26ZM38 217H37V219H38ZM44 217H45V216H44ZM58 217H56V218L59 219ZM63 217H64V216H63ZM72 217H73V216H72ZM74 217L77 219V217H76L75 215H74ZM169 217H170V218H169ZM181 217H182V219H181ZM185 217H186V218H185ZM200 217H201V216H200ZM9 218H11V217H9ZM40 218H41V217H40ZM40 218H39V219H40ZM56 218H54V219H56ZM61 218H62V217H61ZM61 218H60V219H61ZM66 218L64 217V219H63V220H65V221H64L65 223H66L67 221H70L71 219H75V218H71V219L69 220V219H66ZM79 218H80V217H79ZM39 219H38V220H35V221H36V222H39V221H40ZM46 219H49V222H51V225L53 224V226H54V228H55L57 220H56V222H55V220L52 218V221L54 222V223H53V222L50 220V219H51L50 216H49V218H44V220H46ZM60 219H59V220H60ZM171 219L173 220V224H172V220H171ZM0 220H1V219H0ZM27 220H28V219H27ZM29 220H28V222H29ZM33 220H32V221H33ZM41 220L44 221L42 218H41ZM63 220H61V221H62V222H61L62 224H63ZM77 220H78V219H77ZM166 220H167V221H166ZM175 220H176V221H175ZM196 220H197V219H196ZM1 221H2V220H1ZM47 221H48V220H47ZM47 221H46V222H47ZM71 221H72V220H71ZM75 221H76V220H75ZM169 222H170V223H169ZM185 222H186V223H185ZM30 223H31V221H30ZM47 223H48V222H47ZM47 223H45V221H44V223H43L44 226H48ZM57 223H58V222H57ZM61 223L58 224L57 227H59V226L61 227V226H62ZM68 223H69V222H68ZM34 224H36V223H34ZM46 224H47V225H46ZM127 224H128V223H127ZM167 224H168V226H167ZM175 224H176V225H175ZM41 225H42V224H41ZM66 225H67V224H66ZM66 225H63V226H66ZM110 225H112V226H110ZM110 225H109V227H108V226L105 227V228H106V229H104V230L106 231L105 233H103V231H102V232H101V231H98V233L95 232L96 234H99V235H97V236H96L95 233H91L92 236H91V235H90V236L88 235V237H90V238H88V239H90V241H87V238H85V242L87 241L88 244L91 245V246H89V245H87V246H88L89 248H90V247H91V248L93 247L95 250H97L98 248L100 249V248H101L100 246H102V245H103V247H104V245H106L107 247L105 246V248H108V247L111 248V246H112V247L115 246L114 249L117 248V247L119 246L118 244H115V245L113 246L112 243L110 244V242H107V240H109V239L111 238V237H109V235L112 236V234H110V233H111V230H112V232L115 234L114 231H115V230L117 231V230L119 229V227L117 226V227H118V228H117L116 225H115L114 223H112V224H110ZM174 225H175V226H174ZM42 226H43V225H42ZM53 226L50 227V225H49V227H48V228L46 227V228H47V230H48L49 228H50V229L52 228V230H53ZM63 226H62V228H63ZM114 226L116 227L115 230H114ZM170 226H172V227H174V228L171 227V228H169V230H167L168 227H170ZM187 226H188V227H187ZM110 227H111V229H110V231H109L110 233H109L108 230H109ZM112 227H113V229H112ZM159 227H160V226H159ZM44 228H45V227H44ZM187 228H188V229L190 228L189 231L186 230ZM21 229H22V228H21ZM33 229H34V228H33ZM39 229H41V228H39ZM50 229H49V230H50ZM57 229H58V228H57ZM57 229H56V230H57ZM18 230H20V229H18ZM44 230H45V229H43L42 231H44ZM49 230H48V231H49ZM21 231H23V230H21ZM21 231H18V233H20ZM32 231H34V232H37V231H38L39 233L41 232L40 230H38V228H36V231H35V230H31V233H32ZM50 231H51V230H50ZM53 231H54V230H53ZM144 231H145V230H142V233H143ZM174 231H175V230H174ZM27 232H28V231H27ZM29 232H30V230H29ZM34 232H33V233H34ZM45 232H46V230L44 231V233H45ZM100 232H101L102 234H101ZM145 232H148V231L146 230ZM165 232H166V233H165ZM175 232H176V231H175ZM175 232H174V233H175ZM15 233H16V231H12V233L9 234V235L11 236V238H12V241H14V242H12V241H11V242H12V243H15V240H16V242H17V238H16V239L13 238V237H15V235H16V237H18V240H20V238H21L22 241H24V242H23L24 244L21 242V240H20V242H19V243H22L23 247L27 246L26 249H29V248L32 247V248L30 249L31 252H33V250L39 251V249L37 250V249H35L34 247H36L37 245L39 246V245L42 244V243L44 244V241H45V242L48 241V240H44V238L42 239V236H43V235H41L40 237H39V236L36 237V236H34L33 234L30 233L31 237H30V235H29L30 238L28 239V236H27V237L25 236V234H27V233H24V232H23V234H22V232H21V234L23 235L22 237L19 236V235H21V234H18V233L15 234ZM41 233H42V232H41ZM107 233H108V235H107ZM170 233H169V234H170ZM48 234H52V232H51V233H47V235H48ZM100 234H101V235H100ZM114 234H113V235H114ZM17 235H18V236H17ZM32 235L34 236V239H33ZM37 235H39V234H37ZM47 235L44 234L43 237H45V236H47ZM93 235H95L96 237H98V236H100V237L95 238V236H93ZM24 236H25V237H24ZM48 236H49V235H48ZM48 236H47V237H48ZM50 236H51V235H50ZM50 236H49V237H50ZM107 236H108L109 238H108ZM19 237H20V238H19ZM49 237H48V238H49ZM93 237L95 238V240H92ZM35 238H37V239H40V238H41V239H42V240L40 239V240H41L40 244L37 242V241H38L37 239H36L37 241L35 240ZM45 238H46V237H45ZM91 238H92V239H91ZM102 238H103V240H102ZM106 238H107V239H106ZM185 238H187V239H185ZM14 239H15V240H14ZM122 239H123V238H121V241H122ZM34 240L37 242V244L34 243ZM43 240H44V241H43ZM83 240H84V239H83ZM105 240H106V242L109 243L111 246H109V244H107V243L105 242ZM189 240H190V241H189ZM42 241H43V242H42ZM92 241H95V243L93 242V244H92ZM192 241H193V242H192ZM25 242H26V244H27L28 242H29L30 244L33 243V245L31 246L30 244H28V245L30 246V247H29L28 245L25 244ZM85 242H83L84 245H85ZM87 242H86V244H87ZM103 242H104V244H102ZM19 243H18V244L15 243V244H16V246L19 245L18 247H19V249H21V248H22V245L19 244ZM43 244H42V245H43ZM99 244H100V245H99ZM84 245H83L82 250H83L84 252H86L87 246L85 247ZM94 245H95V247H96L97 245H99V247H98V248H97V247L95 248ZM116 245H118V246L116 247ZM20 246H21V247H20ZM38 246H37V248H38ZM40 246H41V245H40ZM28 247H29V248H28ZM84 247H85V248H84ZM33 248H34V249H33ZM89 248H88V249H89ZM91 248H90L89 250L87 249V253H88L89 251H92ZM26 249H25V250L21 249V250H22L23 253H24V251H27ZM102 249H103V248H102ZM155 249H157V248H155ZM30 250L27 251V254L30 253L29 255L32 254V253L30 252ZM157 250H158V249H157ZM157 250H153V254H154V252L157 253ZM195 250H196V249H195ZM98 251H99V250H98ZM98 251H97V252H98ZM100 251H101V250H100ZM35 253H38V252H35ZM39 253H40V252H39ZM46 253H47V252H44V253L42 252V253H40V254H44V257H47L48 253H47V254H46ZM21 254H22V253H21ZM25 254H26V253H25ZM27 254H26V256H27ZM33 254H34V253H33ZM29 255H28V256H29ZM36 255L38 256V254H36ZM45 255H46V256H45ZM97 255H99V252H98ZM32 256H33V255H32ZM33 257H35V256H33ZM33 257H30V258L32 259ZM40 257H41V256H40ZM42 257H43V256H42ZM44 257H43V258H44ZM23 258H24V257H22V259H23ZM25 258L27 259L28 257H25ZM25 258H24L23 260H21V262H23L24 260H26ZM30 258H28V259L30 260ZM200 258H201V256H200ZM0 260H1V258H0ZM2 260H3V259H2ZM2 260L0 261V264H11V262H9V261H6V260H3V261H2ZM19 260H20V259H19ZM29 260H27V262H28V264H29V263L31 264V262H30ZM32 260H33V259H32ZM32 260H31V261H32ZM44 260H45V259H44ZM143 260H145V261L147 260V261H146V262H145V261H144V262L142 261V262H143L142 264H149V263H150V262H149L150 259H148V258L143 259ZM33 261H34V260H33ZM33 261H32V262H33ZM126 261H127V260H126ZM126 261H125V263L129 264V263L126 262ZM183 261H186V260H185L184 258H177V257H176V258H175V257L173 258V257H172V258H167V259L163 260L162 262H160V263H158V264L199 263V262L203 263L202 259L199 260V262H191V261H190V262H183ZM8 262H9V263H8ZM19 262H20V261H19ZM24 262H25V261H24ZM24 262H23V264H25ZM35 262H36V261H35ZM35 262H34L33 264H36ZM129 262H131V260H129ZM15 263H16V262H15ZM41 263L44 264V261L41 262ZM41 263H39V264H41ZM131 263H132V262H131ZM12 264H14V263H12ZM17 264H22V263H17ZM45 264H46V262H45ZM138 264H139V263H138ZM140 264H141V262H140Z\"/></svg>",
	"mask_w": 264,
	"mask_h": 264
},
{
	"label": "crops",
	"instance_id": "obj_3",
	"mask_svg": "<svg viewBox=\"0 0 264 264\" xmlns=\"http://www.w3.org/2000/svg\"><path fill=\"white\" fill-rule=\"evenodd\" d=\"M248 166L264 192V125L251 141ZM195 242L202 264H264L263 198L232 194L213 201L202 212ZM190 261L198 262H183Z\"/></svg>",
	"mask_w": 264,
	"mask_h": 264
}]
</instances>
